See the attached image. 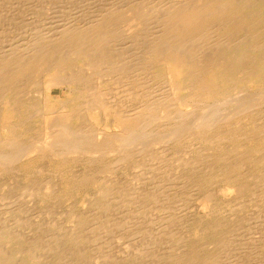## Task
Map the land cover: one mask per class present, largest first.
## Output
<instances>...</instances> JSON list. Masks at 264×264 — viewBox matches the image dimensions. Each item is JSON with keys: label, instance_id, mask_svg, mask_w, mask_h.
Returning a JSON list of instances; mask_svg holds the SVG:
<instances>
[{"label": "rangeland", "instance_id": "374dc122", "mask_svg": "<svg viewBox=\"0 0 264 264\" xmlns=\"http://www.w3.org/2000/svg\"><path fill=\"white\" fill-rule=\"evenodd\" d=\"M113 1L118 2L120 0H109V1L108 0H0V51L11 50L10 47H12V46H13L12 48H14V47L18 48L22 45V43H23V45L25 42L27 43V41H28L27 39H29V37H33L32 35H36V34L40 33L39 36L38 35H36V36L41 37V35H44V34H51V33L53 34L55 32H58L66 26L70 27V25H72V27H76V25L79 26V25L85 24L86 20L88 22L89 20H92L96 16L99 17V15H101L103 12L106 13L109 10V8L111 6H113L114 4L115 5L117 4L116 8L121 7L120 12H122L121 11L122 8H125V6L126 7L128 6V2H125V0H123V2L121 0L120 3H114ZM126 1H130V0H126ZM138 1L143 2L144 0H138ZM150 1L153 3V0H145L144 2L149 3ZM161 1L162 0H160V2L158 0L157 1L154 0L153 4L156 3L158 5L163 6V4H169V3L171 4L173 2H177V0H174V1L170 0V2H169V0H167V2L165 0H163V2L165 1L164 3L163 2L161 3ZM178 1H180V0H178ZM181 1H183V0H181ZM110 2H112V3H110ZM130 2L134 3V2H137V0L136 1L131 0ZM130 2H129V5H130ZM107 8H108V10H107ZM122 10L124 11V9H122ZM94 13L98 14V15L94 16L95 15ZM125 13H126V10H125ZM119 14H122V13H119ZM144 24H146V23H144ZM144 24H141V25L135 24V25L129 26L128 23H123L124 26H126V27L128 26V28H126L124 26H122L123 28H121V32L124 33V36L122 35L124 39L123 38L120 39L121 37L116 38L117 40L119 39L118 43H117V40H115L116 43L120 44V45H117L118 48H116L115 53L112 52L108 56L114 57V54H115V56L118 55V56H122V57L123 56L128 57L127 60L130 59L129 63H127V65H126L125 64L126 62H124V64L126 66H130V67L134 64L133 67H131L132 68L131 73L133 74V71H134L136 73V74L134 73L135 76H137V77L139 76V78H143V79L145 78L144 80H148V81H149V77L153 79L152 81H154L155 79L158 78L157 83L159 81H161L158 83L160 86L157 85L156 80L154 82L149 81L151 83V85H153V86L156 84L154 86L155 88L152 86V87H150V90L152 88H154V89H152V91L153 90L155 91V92H153L154 98L156 97V99H161L162 98L161 96H163V94H160L159 96H157L160 92L161 93L165 92L164 93L165 97H167L168 94L170 93L169 90L167 89V88H169V86H167L165 88V90L162 89L163 85H165V86L167 85L166 80L169 79V77H167L164 73H161L163 70L161 68H163L162 66H164V64L159 58L151 59L149 56L145 57L147 54L144 53L145 51L144 52L142 51L143 49H146V47L148 45V43L145 42L146 41L145 35H146L147 30L149 32V29H148L149 27L146 28L148 26V24H146V25H144ZM138 25H140V26H138ZM141 26H143L142 28H143V30L145 29L146 32L143 31V33H142ZM137 27H138V29H137ZM127 29H129V30H127ZM50 30H52V31H50ZM130 30H133V32H131ZM139 32H140V35H139ZM135 33H138V34H135ZM125 34H127L129 36H127ZM143 34H144V38L142 37ZM136 36H137V38H136ZM127 37H129V38L132 37L133 39L131 38L130 40H134V42L130 41L129 38L127 39ZM138 37L143 38L144 40L140 39ZM25 39H26V41H25ZM135 39L142 40L145 45L142 46V44H143L142 41L137 40V42H136ZM120 40H122V44H121ZM135 42H136V44H135ZM114 43H113V45H116V43L115 44ZM129 43L132 45V47H131V45H129ZM139 43H141V45ZM127 44H128V46H126ZM137 44H139L140 46ZM135 45L138 48L137 51L135 50L136 48L134 50H132L135 47ZM119 46L120 47L123 46V47L120 49ZM127 50H128V52H127ZM138 50H141V51H139L141 53H139ZM135 52H137V53H135ZM129 55H130V57H129ZM134 57L137 59L136 61H135ZM139 57H141V59ZM84 58L87 59V57H83V58L81 57L79 59H73V60L70 59V60H68L69 62L65 61L66 63H64V65L65 64L66 65L64 67H65L66 71L58 74L55 77V79H53L52 81L47 80V77L45 78V76H46L45 74H47L46 72H41V74H39V75L36 74L32 79L33 82L30 85L29 93L28 94L25 93L26 95L24 94L26 96V100H25V96H22L23 93H21V95L19 94L18 97H13V100H15L17 102V103L14 102V107L13 106L11 107L8 103H6L4 101H0V159L2 160V161L0 160V237L2 238L0 240L1 241L0 242V260L2 259L1 257L6 258L9 256V258H10L9 260H8V258L5 259V260H7V262L11 261L9 264H34V261H35V264H55L58 262H59L58 264H88V263H90V264H92V263L93 264H99V263L100 264H137V263L138 264H152V263L158 264L157 261L159 262V264H165V263L166 264H173L174 262H175L174 264H203L204 261L202 263H198L196 261L194 263H192L193 261H191V260H193V259H191L192 258L191 254L196 253V255L201 260L204 258H208L207 264H211L212 258L215 261L214 262L212 260V264H214V263L215 264H220V263L221 264H264V206H263L264 205V203H263L264 202V199H263L264 198V195H263L264 194L263 193L264 192V183H263L264 180L262 181V179H261L262 176H263L262 178H264V167H263V169L262 168L259 169V167L264 166V165H262V164H264V160H263L264 159V156H263L264 155V149H262V151L261 150H253L252 146L256 145L255 141H253V143L251 142L250 145H248L249 144L248 142H250L251 139L244 136L243 134L242 135L240 134L243 129H244V131H246V125H240L241 124L240 118L235 117L234 120L232 119L234 121L233 124L231 123L232 121L229 119L230 124L225 125V126H221V127H220V125H219V127L216 126L215 127L216 129L213 128L215 131L211 130L213 132L209 131V133H206V135H204V136H201V134L199 135L198 133H195L196 130H194L195 132L192 133L193 134L192 136H194V137L188 136V137H182L180 139H175V140H173V139L170 140V138L166 137V135L173 133L174 130L181 127L182 125H189V124H193L194 122H197V120L199 121V119L204 117V115L206 116L205 118L209 117L212 119L214 113H220L222 111L231 112L230 110H232V111L235 110V108L237 107V104H238L237 101H231L230 102V100H229V99H233L232 94H234L235 89L232 88V91H231L230 88L234 85L240 84L241 80L239 79V77H241V74L235 73L234 74L235 77L232 75L234 78H232V76H231V81H230V77L225 78L226 82L224 81V79H223V82L219 81L220 79L218 80L219 82L217 81L218 87L221 83L222 86L219 87L221 89H224L225 85H226L225 88H228L227 87V85H229L228 82L231 83L229 86L230 92H228V93H231V95L228 94L227 98H224L225 97L224 95H220V96L217 95V96H212V97H201V95L192 96V95H189L190 91H188V90H180V92H177L174 95L175 98L173 99L175 101H172L174 103L176 101H178V102H176L177 104L175 103V105H174L171 102H170V104L172 106L169 103L165 104V107L166 106L168 107L170 105L173 108L172 109L171 107H169V108L165 109V112H166V114H168V117H166V116L162 117L161 121L159 120L158 123H156L157 125L155 124V122L157 120L154 123L152 122L151 124L148 125V127L147 126L144 127L145 130H144V128H141L143 126L140 127L141 129L139 128L140 130L137 129L138 132L141 131L140 132V133H142L141 135L146 134L148 139L145 138V135H144L143 137L145 139L141 136L136 141L137 144L134 145V148L136 149V151L133 148L134 149L133 155H132L133 157L131 156L132 158L130 159L128 157L126 158L125 156L122 157V155H121L122 153L119 149L120 145H119L118 141L120 139H122L123 137H125V133H124V130L122 127L117 126V124H120V121H121L120 120L121 117H119V116H122V115H121V113H119L120 110H118L119 108H118V105H116V102L118 101V98L119 99L123 98L124 100L122 99L121 104L124 103L125 106L122 104V108H126L127 105H128L127 108H129L130 106H134V105L135 106L137 105V106L136 107L134 106L132 108H138L142 104L140 101L146 95L143 96L145 94L143 92H142L143 93L142 95L139 93L142 90V87H140V88L139 87H136V88L132 87L131 81H133V80L131 78H129V77L124 78V76H122L123 79H121L116 74L108 77L106 79V81H104L103 78L94 77V78H89L88 82L85 80H84L85 81L84 82L80 77L75 76L78 72H81V71H82L81 72L82 76L87 75V73H89L92 70L89 66V61L91 60L92 56H88V59L90 58L89 61H88V59L86 60ZM80 59H83V60H80ZM131 59L134 60L136 63L134 62L132 64L133 61L131 62ZM146 60H147V62L150 61L152 64L150 62L149 63L145 62ZM142 62L145 64H143ZM85 63H87V64H85ZM137 63H141V65L138 64V66H137ZM160 63L163 65H161ZM72 64L74 67H72ZM124 64H122V65H124ZM135 65L137 67H135ZM144 65L146 66V67H144L146 69L141 67L142 69L140 70V66H144ZM157 65L161 68H159ZM66 66L68 69L66 68ZM86 67H87V69H86ZM150 67H152V68H150ZM138 68H139V71H141V73L140 72L138 73ZM67 70H69V71H67ZM144 70H145V73L142 74L144 72ZM159 70H161V72H159ZM67 72L69 74H66ZM91 72L93 73L91 75H95L94 74L95 71L93 72V70H92ZM212 73H213V70L209 71L208 76H210ZM42 74H43V76H41ZM134 74H133V76H134ZM141 74L144 76H140ZM150 74L153 76H151ZM155 74H156V76H155ZM161 74H162V76H161ZM68 75H70L69 77H74L75 82L73 81L72 83H65L64 82V80L66 79L65 77ZM146 75H147V79L145 77ZM237 75H239V76L237 77ZM263 75H264V73L261 76V80H262V81H260L261 83L260 82L258 83L259 85L257 83L252 82V81H249L250 79L246 78V82H244L243 85H241L239 87V89H236V90H241L242 94L244 93L243 94L244 96H243L241 101L246 102L248 99L255 98L258 95L264 93V91H263L264 90V76ZM87 76L90 77V74H88ZM96 76H98V75L96 74ZM69 77H67V78H69ZM163 77L165 78V80H163ZM85 78H87V77H85ZM235 78H238V79L235 80ZM119 79H120V81H119ZM124 80H126L127 82H125ZM238 80H240V81H238ZM80 82H82V84ZM120 82H122V83H120ZM224 82H225V84H223ZM123 83H124V86L122 85ZM126 83H128V84H126ZM233 83H234V85H232ZM241 83H242V81H241ZM37 84H39V85H37ZM125 84L127 86H125ZM251 84H252V88H250ZM260 84H262V85H260ZM34 85H35V87H33ZM66 85H67V87H66ZM73 86L76 88H74ZM36 87H38V89ZM105 87L107 89L109 88L107 90L109 92V94H108V92L105 93V91H106ZM126 87H129V89L127 88L128 89L127 90ZM130 87H132L133 89ZM156 87H159V88L156 89ZM72 88H74V89L72 90ZM123 88H125V89H123ZM160 88H161V90H159ZM98 89L101 92L104 91L103 94L106 97L108 96V98H110L111 102L109 101V99H108L109 103L108 102L105 103V101H107V100H104L101 103H98L97 101H95L96 99L93 96H95V94L97 95L100 92V91H97ZM169 89L171 90V88H169ZM76 90H77V92H76ZM130 90L131 91L134 90L133 94ZM138 90H139V92H137ZM157 90H159V93ZM185 91H187V92L185 93ZM251 91H253V92L255 91V92L253 93ZM32 92H33V94H32ZM134 92L141 99L138 98ZM248 92H249V94H248ZM38 93H41V94H38ZM92 93H94V94H92ZM120 93H121L122 97H120ZM122 93L123 94L125 93V94L123 95ZM128 93H129V96L127 95ZM118 94H119V97H118ZM187 94H188V96L186 97ZM130 95H132L133 97ZM247 95H250V97ZM164 96H163V98H165ZM22 97H24V98L22 99ZM115 97L117 98V100ZM246 97H247V99H245ZM180 98L182 100H180ZM192 98H193V100H192ZM194 98H195V100H194ZM197 98L200 100H198ZM217 98H219V99H217ZM29 99H30V101H29ZM112 99L115 100L116 102L114 101L115 102L114 103L112 101ZM139 99H140V101H138ZM144 99L142 101H144ZM167 99L168 98H166L165 100L167 101ZM185 99L187 101H185ZM223 100H224V102H223ZM226 100H229V101H226ZM82 101H84V102H82ZM162 101H164V100H162ZM200 101L202 102L201 104H200ZM211 101L213 102V104H210V103H212ZM31 102L32 103L34 102V103L32 104ZM189 102H191V103H189ZM195 102L197 103V105ZM203 102H205L207 105L205 103L203 104ZM21 103L25 104L24 105V108H26L25 110L28 109L30 111L27 110L24 112V108H23V105ZM139 103H141V104L138 105ZM192 103L194 105V108H193V106H191ZM234 103H236L235 108L233 107ZM109 104H111V105H109ZM223 104H224L225 108H222V107H224ZM8 105L12 111L10 110L9 107L7 108V110L5 109ZM85 105H87V106H85ZM115 105L117 106L116 110L112 109L113 107L116 108ZM199 105H201V106H199ZM173 106H175V107H173ZM204 106L205 107L208 106V107L205 108ZM218 107L219 108L221 107L222 110L219 109ZM30 108H32V109H30ZM192 108H193V111L191 110ZM201 108L204 112L201 110ZM8 110L12 112V113L9 112L11 114V116L14 115V113H15V117L14 116L10 117L9 116L10 114H8ZM87 110H88V112H87ZM176 110H178L177 112L180 111V113H177ZM184 110H186V111L188 110L187 114L185 113L186 111H184ZM190 110H191V112H190ZM216 110H218V111H216ZM15 111H17V112H15ZM31 111H32V113H31ZM90 111H93V113L92 112L90 113ZM116 111L118 113H116ZM201 111H202V113H201ZM95 112L96 113L98 112L96 114L97 116H95ZM188 112H189V114H188ZM33 113H34V115H33ZM76 113H77V115H76ZM28 114L33 115V117L31 118V116ZM67 114H69V115H67ZM174 114H177V115H174ZM180 114L182 116L184 115V117H182ZM200 114H202V115H200ZM22 115L24 117L20 118ZM105 115H107V116H105ZM169 115H171V116L169 117ZM176 116L178 118H176ZM185 116H188V117H185ZM29 117H30V119H29ZM72 117H75V118H72ZM190 117H192V118H190ZM57 118H58V120H61V122L66 123L68 127L71 126L70 128L73 132L78 131L79 133L81 132V134L84 133L85 138L83 139V142L84 143L90 142L92 147L95 145L94 143L97 142V138H96V137H98L97 134H99L100 132H105L106 130L111 131V132H109L112 134L111 135L112 138L110 137V139H109L111 142L109 141V143H108L109 145H106L107 149L106 148L105 149L107 151L108 148L110 147V144L112 143L111 144L112 146L109 148V150L112 149L111 150L112 153L110 151H108L107 153L102 155L99 159L98 158L99 156H97V155L95 156V153L97 151H99V149H98L99 147H97V145H95V147H93L94 148L93 150L88 149V150H90L89 152L86 150H84L82 152V150H80L81 152L80 151H77V152H70L69 151V152H67V154H66V152H65V154H62L63 147L61 145H56L55 147L56 148L59 147V148L56 149L55 147L52 146L53 151H51L52 149L47 150L46 148H45L46 150H43V151L39 150V152L33 151L34 153L30 154L31 156L30 155L28 157L26 156L27 158L23 157V152H21V151L20 152L17 151V153H16L15 148H17V150H19V147L21 146L20 148H23L22 146H24V145H25L24 148L35 147L37 145L45 146L44 145L45 141L46 142L49 141L47 138L48 129H50L49 127L51 126V124H53L55 119L57 120ZM70 118H72V119H70ZM169 118L171 121L169 120ZM173 119H175V120H173ZM163 120L164 121L166 120L165 121L166 123H164ZM246 121L249 123L248 120H246ZM10 122L12 123V125ZM165 124L167 125L166 127L170 128V131L168 130L169 128H165V126L163 127V125H165ZM178 124H179V126H178ZM234 124H235L236 128L234 127ZM160 125H162V129L160 128L161 127ZM13 126H14V128H13ZM175 126H177V127H175ZM251 126H253V124ZM2 127L5 129V131ZM172 127H174V128H172ZM240 127H242V128H240ZM81 128H82V130H81ZM84 128H85V131H84ZM146 128H148V129H146ZM157 128H160V129H157ZM220 128H221V130L226 131V132H224V134L227 133L229 135V133H230V135L229 136L227 135L228 137H226V135H225L223 137V139H221V140L212 139V134L214 132H217V130H220ZM53 129L57 130V132H59L58 133V136H59L61 133V130H62V125H59V123L57 122V125H55L53 127ZM165 129L167 131H165ZM90 130H92V131H90ZM142 130H144V131H142ZM147 130H149L150 133ZM152 130H153V132L156 130L154 132L155 134L154 133L151 134ZM157 130H161V131H157ZM248 130H250V127ZM161 132H163V133H161ZM3 133L7 137H5L3 135ZM252 133L253 132H251V134ZM148 134H151L150 137L148 136ZM251 134H250V136L256 137L254 134L253 135H251ZM11 135H12V138L10 137ZM92 135L93 136L96 135L95 138L92 137ZM122 135H123V137H122ZM195 135H197V136H195ZM118 136H120V137H118ZM243 136H244V139H243ZM71 137H74V136L71 135ZM208 137L211 138L210 141H208L209 140ZM233 137H237L239 142H236L237 139L236 138L233 139ZM13 138L15 140H13ZM37 138L39 139V141H37L38 140ZM183 138L185 141L183 140ZM245 138H246V140H247L246 142L248 144L245 142ZM5 139L6 140L10 139V140L6 141ZM43 139H45V140H43ZM112 139H113V141H112ZM194 139H196V140H194ZM16 140H19L20 142L19 141L16 142ZM181 140H183L182 141L183 143L181 142ZM192 140H194V142ZM224 140L226 141V146H225V142H223ZM243 140H244V142H243ZM186 141H187V144L185 143ZM150 142H151V144H150ZM172 142L173 143L177 142V146H176V143H174L172 146ZM178 142L180 143V145ZM222 142H223V145L219 144ZM233 142L235 144H232ZM3 143L4 144L6 143V144L2 146ZM168 143H170V144H168ZM237 143H239V144H237ZM125 144H127V143H125ZM128 144L124 145V146H128V147L131 146V144H129V145ZM182 144H183V146H182ZM206 144H207V146H206ZM246 144L248 147L246 146ZM7 145H8V147H7ZM146 145H147V147H146ZM178 145H179V149L177 148ZM210 145H211V147L209 148ZM218 145L220 147L222 146L223 148L221 147V149H219ZM230 145H231V148H229ZM232 145L233 146L235 145V146L233 147ZM244 145L247 148H244ZM262 145H263L262 147L264 148V142ZM180 146L184 150H182V148ZM196 146L198 147L197 149H196ZM200 146H202L203 150ZM104 147L105 146H103L101 148H104ZM145 147H146V150H144ZM237 147H239V149H237ZM1 148L4 150H2ZM187 148H189V150H188L189 152H185V150ZM190 148H191V150H190ZM194 148L196 149L195 151L193 150ZM213 148H216V149H213ZM226 148H227L228 153L231 150V152L229 154L227 152H225ZM11 149H12L13 153H12ZM96 149H98V150H96ZM223 149H225V151ZM233 149H234V151H233ZM207 150H208V152H207ZM221 150L224 154H222V152H221L220 154L218 153V155H217L216 151L220 152ZM252 150L254 151V153H253L254 155L252 154V152H253ZM192 151H194V152L197 151V153L195 154ZM202 151H203V153H202ZM212 151H213V153L215 151L216 154L210 153ZM7 152H9V154ZM184 152L186 153L185 156L181 155V153H184ZM206 152H207V154L208 153H210V154L207 155ZM20 153H22V154H20ZM56 153H57V155H56ZM125 153L123 152V155ZM149 153H151V154H149ZM152 153H154V154H152ZM204 153H205V156H203ZM241 153L243 155L244 154L246 155V153L253 155L254 157L253 156L252 157L256 160L253 159L251 161L252 163L255 162V164H257V162H258L257 160H259V159H260L259 162L261 161L262 163L258 162V166L256 165V167H255V164L252 165V163H251V165L255 167L254 172H252L254 168L251 165H249L250 163L245 162V161H248L249 159H247L245 157L243 158V156H241L242 155ZM256 153H258V154H256ZM126 154H128V151ZM255 154L257 157L255 156ZM259 155H261V157L263 159L261 157H259ZM104 156H106V157H104ZM165 157L167 158L166 160H165ZM183 157L187 158V159H184ZM193 157L198 162L193 164L192 166L187 165L188 167L185 166V168H184L183 167L184 165L181 163L182 160H188V159H191ZM215 157H219L218 159L221 158V160H219V162H218L217 161L218 159ZM224 157H226L227 160ZM234 157H235V160H233ZM236 157H237V159H236ZM197 158H199V159L202 158V159L199 160ZM207 158H208V161L210 163L207 162ZM222 158L224 160H222ZM161 159H162V161H161ZM229 159H231L232 161H235L234 162L235 164ZM97 160L98 161L100 160V161L98 162ZM214 160H215V162H214ZM228 160L231 163V164L230 163L228 164L229 168L227 167V163L229 162ZM202 161L205 164H203ZM223 161H225L226 164ZM26 162H28L27 163L28 165L26 164ZM166 162L168 163V165ZM170 162H171V164H170ZM175 162H176V164H175ZM211 162L215 163L216 166L213 163L211 164ZM249 162H250V160H249ZM162 163H164V164L162 165ZM236 163H237L238 167H236ZM208 164H209V166H208ZM246 164H248V165H246ZM260 164H261V166H260ZM174 165H176L177 168H175L176 166H174ZM198 165H200V166H198ZM245 165H246V167H245ZM160 166L164 170H166L167 172L169 171L170 173L169 172L167 173L162 168L160 169ZM165 166H167V168ZM207 166H208V169H207ZM248 166H249V168H247ZM170 167L172 168V170H170L171 169ZM196 167L198 170L195 169ZM217 167L220 169H217ZM233 167L235 169H233ZM214 168L217 171L216 172L217 175L215 173H210L211 171L214 170ZM225 168H228L226 170L227 173H226V171H224V172L222 171V170H225ZM239 168H241L240 170H242L243 172H240ZM244 168L246 170L249 169L250 171L248 170V172H247L246 170H244ZM256 168L259 171L258 170L256 171ZM205 169H207L210 174H215L214 176L216 178L219 176L218 177L219 179L217 178L219 181L216 178H213L212 179L213 181L212 180L210 181L211 177H209V176L213 177V175H210L209 173H208L209 176L207 175V173L204 174L206 171ZM151 170L154 171L155 175L153 174V171L151 174ZM201 170H204V171H201ZM215 170L213 172H215ZM236 170H237V172H236ZM238 170H239V173H241L240 174L241 176H239ZM260 170H261V172H260ZM136 171H137V173H136ZM178 171H179V175H177ZM182 172H184L183 175H181ZM185 172L186 173L188 172L187 173L188 175H186ZM192 172H194L193 175H192ZM202 172H204V173H202ZM246 172H247V175H246ZM139 173H140V175L142 174V176H140ZM158 173L160 175H156ZM199 173L202 175V177L204 176L203 177L204 179L199 176L200 175ZM233 173L234 174L236 173L237 175L233 176ZM242 173H244L246 176L243 175ZM249 173L251 175H249ZM184 175H185V177H184ZM155 176L158 178H156ZM191 176H195V177H191ZM198 176H199V178H198ZM206 176H208L209 179H208V177L206 179ZM232 176L235 177L234 178L235 180L233 179ZM236 176H238V178ZM242 176H244V177H242ZM240 177L245 179L246 181L244 182V180H240ZM192 178L195 180H193ZM196 178H198V179H196ZM200 178L202 180H200ZM157 179H159L160 183L159 182L156 183V181H158ZM214 179L217 181H215ZM89 180H90V182L94 183L95 185L98 184V182H99L100 185L98 184V186L97 185L95 186L94 184L90 183ZM105 180L107 182H105ZM153 180L155 182V185L153 183ZM232 180H234V183L231 182ZM252 180H255V181H252ZM256 180L259 182H257ZM196 181L198 183L199 182L200 183L198 184ZM206 181H207V184H209L208 186H206L207 184H205ZM248 181L249 182L252 181L251 182L252 184L246 183ZM162 182L163 183L165 182V183L163 184ZM201 182H202V184H201ZM239 182H240V184H239ZM256 182H257V185L255 184ZM106 183L107 184L109 183V184L107 185ZM196 183L198 185H196ZM244 183L248 184L249 186L246 185L247 186L246 191L240 192L239 191L240 185L244 184ZM136 184H137V186H136ZM233 184H235V185H233ZM237 184H239V186ZM132 185H133V187H132ZM201 185H202V187H201ZM204 185L206 187H204ZM214 185H216L217 187L216 186L214 187ZM83 186H84V188H83ZM94 186L97 188H95ZM256 186L258 187V189L259 188L260 189L258 190L256 188ZM34 187L36 188L37 191L35 190ZM130 187H132V188H130ZM93 188H95V189L93 190ZM194 188H197V189L199 188L198 189L199 192L197 191V189L195 190ZM202 188L204 191L202 190ZM215 188H217V190ZM230 188H232L233 190ZM100 189L103 191L102 194L100 193L101 192ZM229 189L232 191L231 192L228 191ZM46 190H47V192H46ZM226 190L228 192H230V193H228L227 196L232 194L231 197L230 196L227 197L225 194H223L224 192H226ZM49 191L51 193H49ZM57 191H59V194L63 193L64 197H62L63 194L62 195L57 194ZM94 191H96L95 194L94 193L92 194V192H94ZM234 191H235V193H237L239 195L235 194ZM244 192L246 194H243ZM207 193L208 194L210 193L211 196H209L210 194L205 196ZM88 194H89V196H87ZM100 194L101 195L104 194L105 196L103 195L104 197H102V196L100 197ZM199 194H201L200 197H198ZM218 194H220V196ZM233 194H235V195H233ZM247 194H249V195H247ZM65 195L67 196V198ZM97 195H98V197H97ZM109 195H111V196H109ZM137 195H139V197ZM167 195L170 197L172 196L173 198L171 197V200H170V198ZM183 195H184V197H183ZM221 195H223L225 197H222ZM140 196L141 197L147 196V201H146V197H144V199H145L144 200L143 198H140ZM148 196H152V198H154V197L155 198L153 199V201L152 200L150 201L151 198ZM174 196H176V197H174ZM178 196L181 200V201H179V200L178 201L180 203H182V205L180 203H179L180 205H178V202L175 201L176 199H178ZM181 196L183 197V199H181ZM204 196L206 197V200H205L206 202H203L205 198L202 199V197H204ZM253 196L256 198H254ZM52 197H54V198L52 199ZM165 197H168V198H165ZM207 197H208V200H207ZM234 197H236V198H234ZM237 197H239L240 199H238ZM88 198H89V200H88ZM133 198H136V199H133ZM211 198H213V199L211 200ZM96 199H97V201H95ZM100 199L102 200L101 202H100ZM131 199H133V200H131ZM140 199H142V200H140ZM164 199L165 200L168 199V200L164 201ZM200 199H202V201H200ZM53 200H54V202H53ZM137 200L140 202H138ZM219 200H221V201L224 200V201L218 202ZM168 201H169V203H171V202L172 203L168 204ZM58 202H59V204H58ZM98 202H99V204H98ZM199 202H201V203H199ZM205 203L207 205H205ZM255 203H257V204H255ZM262 203H263V205H262ZM55 204H57V205H55ZM89 204H90V208H88ZM92 204L93 205L95 204V206H93L94 208L96 207L95 211H92V210H94V208L91 207ZM139 204H141V205H139ZM166 205H168V207ZM170 205H173V208H170L169 207ZM183 205H185V206H183ZM222 205L224 206V210H222L223 209ZM174 206L176 207V210H179L180 212L176 211ZM179 206H182V207H180V209H177V208H179ZM235 207H237V208H235ZM245 207H246V209H245ZM136 208H137V210H136ZM234 208L237 211L240 208V211L235 212ZM103 209L106 211H104ZM183 209H184V211H183ZM262 209H263V211H261ZM165 210H166V213H165ZM216 210H217V212H216ZM218 210L220 212H218ZM231 210H233V211L231 212ZM145 211H146V213H145ZM167 211H169L170 213ZM172 211H174V212H172ZM213 211H215V212H213ZM244 211H245V213H244ZM99 212H101V214ZM175 212H177L178 214H176ZM222 212H224V213H222ZM171 213H173L175 215H171ZM212 213L213 214L216 213V214L213 215ZM180 214H182L181 217L184 216L183 214H185L186 217L184 216L183 218H181L179 216L180 217L179 218L177 215H180ZM218 214H221V215H218ZM67 216H69V217H67ZM74 216L78 220L75 219ZM83 216H85V217H83ZM170 216L173 217L174 219L170 218ZM191 217H192V219H191ZM212 217H214V218H212ZM242 217H243V219H242ZM90 218H91V220H90ZM96 218H98V219H96ZM196 218H198V219H196ZM177 219H180V220H178L179 223L177 222ZM181 219L183 220V222H181ZM64 220H65V222H64ZM71 220H72V222H71ZM174 220H176V221H174ZM209 220H210V222H209ZM214 220L216 221L217 224L214 222ZM223 220H225V221H223ZM232 220H235L233 225L234 224H237V225L233 226ZM68 221H70V222H68ZM226 221H228V226H229V224L231 225V227L233 228L232 230L234 232L231 230L230 226L229 227L227 226ZM202 222H204L205 224ZM211 222L213 223V225ZM240 222H242V227H241ZM24 223L26 224V226L23 225ZM180 223L183 225H181ZM186 223L189 224L190 227L188 225H185ZM194 223L197 226L196 225L194 226ZM198 223H200V224H198ZM201 223H202V225H201ZM208 223H209V225H208ZM173 224H175V225H173ZM191 224L193 225V227ZM220 224H222L223 226ZM168 225H170V226H168ZM171 225L173 226V228L171 227ZM176 225L181 226V227H179L180 229L178 227L176 229ZM78 226H79V228H78ZM207 226H210L211 228H207ZM219 226H221V228ZM156 227H158V228H156ZM195 227H198V233L202 232L201 236H199L200 234L199 235L197 234V229ZM199 227L202 229H200ZM236 227H237V229H235ZM239 227H241V228H239ZM174 228H175V232L171 231V229L174 230ZM212 228H214V230H216V231L211 230ZM181 229H182V231L184 230L183 233H182V231L179 232V230H181ZM209 229L212 231V233L210 232ZM225 229L227 231H224ZM69 230H70V232H68ZM96 230H97V232L99 230V232L96 233ZM195 230H196V232H195ZM101 231H103V233H100ZM167 231L168 232L171 231V233H173L174 235L171 234L170 232L167 234L166 233ZM236 231H238V232H236ZM184 232H186L188 235ZM204 232H205V234H204ZM209 232H210V234H209ZM220 232H221V234H220ZM76 233H78V234L76 235ZM154 233H158V234L154 235ZM165 233L167 235L164 236ZM179 233H180V235L182 234V236L184 238L181 237L179 235ZM193 233L194 234L196 233V237ZM185 234L187 235V237ZM202 234H203V236H202ZM213 234H214V236H213ZM227 234H228V236H227ZM70 235L73 237H70ZM92 235H93V237H92ZM161 235L163 236V238ZM168 235H171V236L168 237ZM177 235H179V236H177ZM197 235L199 236L198 239H197ZM7 236L9 239L7 238ZM80 236H82V238L87 240V241H85L86 244L84 242H79L80 241L79 238H81ZM192 236H193V238H192ZM205 236H207V238ZM210 236H211V239H210ZM5 237L7 238L8 242H7ZM51 237H53V240ZM62 237H64V238H62ZM157 237H159L158 241H156ZM173 237L176 240L172 239ZM15 238L17 239L16 241H15ZM86 238H88V239H86ZM165 238H166V240H165ZM187 238L189 240H186ZM92 239H94V240H92ZM99 239H101V240H99ZM152 239L154 240V242H152L153 241ZM170 239H172V240H170ZM203 239H205V240H203ZM178 240H179V242H178ZM184 240H186V241H184ZM191 240L194 242L191 243L192 242ZM225 240H227L228 243ZM2 241L4 243L7 242V244L2 243ZM167 241H169V242H167ZM67 242H69V243L67 244ZM116 242H117V244H116ZM164 242L165 243L167 242L166 243L167 245L164 244ZM174 243H176L175 246H173ZM178 243H179V245H177ZM182 243L184 244L183 246H182ZM213 243H214V246H213ZM209 244H210V246H209ZM222 244H224V245H222ZM88 245H90V246H88ZM204 245L205 246L207 245L206 247L209 250ZM162 246H163V248H162ZM190 246L192 247L194 252L192 251V249H189ZM201 246H204V247L201 248ZM146 247H148L149 250H147ZM164 247H166V248H164ZM176 247L179 249H176ZM180 247L182 248L183 251L185 250L186 247L187 248L189 247V248H188V250H185L183 253L181 251ZM219 247H220L221 251L219 250ZM224 247H227V248H224ZM56 248L57 249L59 248V249L57 250ZM144 248H145V251H144ZM167 249L169 251L165 254ZM200 249H201V251H200ZM206 249H207V251H206ZM67 250H69V251H67ZM164 250H165V252H164ZM170 250L173 252V254H171L172 252ZM176 250L178 251V253L176 252ZM18 251H20V252H18ZM58 251H60L61 256L58 255L59 254ZM151 251H152V253H151ZM155 251H158V252H155ZM208 251H210V252H208ZM138 252L139 253L141 252L140 253L141 255ZM175 252L178 254V257H175V256H177V254ZM221 252L223 255L219 254ZM53 254H55V255H53ZM214 254H216L215 257H214ZM136 255L141 256V257L138 258ZM157 255H159V256H157ZM63 256H65V257H63ZM59 257H60V259L57 261L56 258H59ZM149 257L150 258L154 257V258L150 259ZM159 257H160V260L158 259ZM164 257H166V258H164ZM11 258H13V260H11ZM155 258H157L158 260H156ZM217 258H219L221 261ZM91 259L93 261H91ZM132 259H134V260H132ZM147 259H148V261H145ZM175 259H177V260H175ZM164 260H166V261H164ZM54 261H56V262H54ZM172 261H174V262L172 263Z\"/></svg>", "mask_w": 264, "mask_h": 264}, {"label": "bare ground", "instance_id": "6f19581e", "mask_svg": "<svg viewBox=\"0 0 264 264\" xmlns=\"http://www.w3.org/2000/svg\"><path fill=\"white\" fill-rule=\"evenodd\" d=\"M109 1V0H108ZM121 1V0H120ZM120 1H118V2H115V1H113L114 3H120ZM131 1V0H130ZM130 1H126L125 0V2H128V6L126 7L125 6V8H122V9H124V11L121 9V11L122 12H120V8H116V6H117V4L115 5H113V6H111L110 8H109V10H108V8H107V12L106 13H102L101 15H99V17L98 16H96V15H98V14H95L94 16H96L95 18H93L92 20H89L88 22H87V20H86V22H85V24H82V25H79V26H77L76 25V27H72V25H70V27H68V26H66V27H64V28H62L60 31H58V32H55V33H51V34H44V35H41V37H37L36 35H38L39 36V34H36V35H32L33 37H29V39H27L28 41H27V43L25 42L24 43V45H23V43H22V45L20 46V47H18V48H16V47H14V48H12V47H10L11 48V50H3V51H0V101H4V102H6V103H8L11 107L13 106L14 107V102L15 103H17L15 100H13V97H18L19 96V94L21 95V93H23V95L22 96H25L26 94L25 93H29V91H30V85H31V83L33 82L32 81V79H33V77L36 75V74H41V72H46L47 74H45L46 76H45V78L47 77V80H53V79H55V77L58 75V74H60L61 72H64V71H66V69H65V65H64V63H66L65 61H68V60H70V59H79V58H83V57H87V59H88V56H92V58H91V60L89 61V59H88V61H89V66H90V68L93 70V72H94V74L95 75H91V74H93L91 71L89 72V73H87V75L88 74H90V77H88L87 75H84L85 77H87V78H85L84 76H82V71L81 72H78L75 76H78V77H80L83 81L85 80V81H89L88 79L89 78H94V77H98V78H103V80L104 81H106V79L108 78V77H110V76H113L114 74H116V75H118L119 76V78H121V79H123L122 78V76H124V78L125 77H129V78H131L133 81H131L132 82V87L133 88H136V87H142V90L139 92V90L137 91V92H139L141 95L143 94V93H145L143 96H145L144 98H142V100L144 99V101H140V97H138V95H137V97L138 98H140L138 101H140L141 103H139L138 105H140L138 108H132V107H134V106H130L129 108H127L128 107V105H127V107L126 108H122V104L124 105V103H122L121 104V102H122V99H119L118 98V101L116 102L115 100H113L112 99V101L114 102H116V105H118V110H120V112L119 113H121V115L122 116H119V117H121V121H120V124H117V126L118 127H122L123 128V130H124V133H125V137H123V135H122V139H120L118 142H119V149H120V151H121V155H122V157L123 156H125L126 158L128 157V158H132L133 156V150L135 149L134 148V145H136L137 143H136V141L142 136H144L145 135V138H147V135L146 134H144V135H141L142 133H140V132H138V130L137 129H139L141 126H143V127H141V128H144V127H148V125L149 124H151L152 122L154 123L156 120V122H155V124L156 123H158V121L160 120L161 121V118L162 117H164V116H166V117H168V114H166V112H165V109L166 108H169V107H171L172 105L170 104V102L172 103V104H174L175 105V103L176 102H178V101H176L175 103L174 102H172V101H175V100H173L175 97H174V95L177 93V92H180V90H188V91H190V94L189 95H192V96H198V95H201V97H212V96H217V95H224L225 97L224 98H227V96H228V94H230L231 95V93H228V92H230V89H231V91H232V88H234L235 89V91H234V94H232L233 95V99H229L230 100V102L231 101H237V107L235 108V104L236 103H234V108H235V110H230L231 112H224V111H222V112H220V113H214L213 114V118L211 119V118H209V117H207V118H205L206 116L204 115V117H202V118H200L199 119V121L197 120V122H194L193 124H189V125H182L181 127H179V128H177L176 130H174L173 131V133H170V134H168V135H166V137L167 138H170V140L171 139H173V140H175V139H180V138H182V137H188V136H192L193 134V132H195L194 130H196V132L195 133H198L199 135L201 134V136H204V135H206V133H209V131H211V130H214L213 128H215L216 126H218L219 127V125H220V127L221 126H225V125H228V124H230V121H229V119L232 121L231 123L233 124L234 123V118L235 117H237V118H240V121H241V124L240 125H246V131H244V129L241 131V135L243 134L244 136H246V137H248V138H250L251 139V141L250 142H246L247 140H246V138H245V142L248 144V145H250V143L252 142L253 143V141H255L256 143V145L254 146H252L253 147V150H261L262 151V149H264L262 146V144H263V142H264V93H262V94H260V95H258L257 97H255V98H252V99H248L246 102L245 101H241L242 100V98H243V94H242V91L241 90H236V89H239V87L241 86V85H243V83L244 82H246V78L247 79H250L249 81H252V82H254V83H259L260 81H262L261 80V76H262V74L264 73V0H183V1H178L177 0V2H173V3H169V4H163V6L162 5H158V4H153L154 3V0H153V3L151 2H149V3H147V2H141V1H138L137 0V2H134V3H131ZM136 1V0H135ZM157 1V0H156ZM159 2H160V0H158ZM166 2H167V0H165ZM164 1V2H165ZM172 1V0H171ZM174 1V0H173ZM64 2V1H63ZM122 2H123V0H122ZM129 2H130V5H129ZM133 2V1H132ZM163 2V0L161 1V3ZM163 2V3H164ZM169 2H170V0H169ZM80 3V2H79ZM110 3H112V2H110ZM102 4V3H101ZM126 5V4H125ZM71 7V6H70ZM104 7V6H103ZM127 8V9H126ZM106 10V9H105ZM125 10H126V13H125ZM124 12V13H123ZM98 13V12H97ZM119 13H122V14H119ZM100 14V13H99ZM119 14V15H118ZM73 15V14H72ZM118 15V16H117ZM93 17V16H92ZM77 19V18H76ZM91 19V18H90ZM123 23H128V25L129 26H131V25H137V24H144V23H146V24H148V26L146 27V28H148L149 29V32H148V30H147V32L145 31V29L143 30V26H141V28H142V33H143V31H145L146 32V37H145V39H146V43H148V45H147V47H146V49H143L142 51L145 53V54H147L145 57H147V56H149L151 59H153V58H159L162 62H163V64H164V66H162L163 68H161V67H159L158 65V67L159 68H161V69H163L162 70V72H161V70H159V72H161V73H164L167 77H169V79H167L166 80V86L165 85H163V87H162V89H164L165 90V88L167 87V86H169V88H171V90L169 89V88H167L168 90H169V94H168V96L167 97H165L164 96V93L165 92H163V93H159V90H161V88L159 89V90H157L158 91V95L157 96H159L160 94H163V96L165 97V98H163V96H161L162 98V100H164V101H162L161 99H156V97L154 98V93L153 92H155L154 90L152 91V89H154L155 87V85L153 86V85H151V81L153 80L152 78H150L149 77V81L148 80H144L143 78H139V76L137 77V76H135V72L133 71V74H134V76H133V74L131 73L132 72V68L131 67H133V63L137 60L135 57H134V59H135V61L134 60H132L131 59V62H132V66L130 67V66H126L127 65V63H129V61H130V59L129 60H127V58L128 57H122V56H118V55H116L115 56V54H114V57H109L108 55L110 54V53H112V52H114L115 53V51H116V48H118L117 47V45H120V44H117L118 43V41H119V39L117 40L116 38H120V39H122L123 38V36H124V33H122L121 32V28H123L122 26H124L123 25ZM146 24H144V25H146ZM140 25H138V26H140ZM72 27V28H71ZM124 27H126V26H124ZM60 28V27H59ZM58 28V29H59ZM126 28H128V26L126 27ZM133 28V27H132ZM145 28V27H144ZM57 29V28H56ZM130 29V28H129ZM129 29H127V30H129ZM135 29V28H134ZM137 29H138V27H137ZM39 31V30H38ZM50 31H52V30H50ZM123 31V30H122ZM131 32H133V30H130ZM129 31V32H130ZM127 32V31H126ZM129 34V33H128ZM135 34H138V33H135ZM123 35V36H122ZM125 35H127V34H125ZM139 35H140V32H139ZM127 36H129V35H127ZM134 36V35H133ZM126 37V36H125ZM141 37V36H140ZM140 37H138V38H140ZM143 38H144V34H143V36H142ZM129 37H127V39H128ZM132 38V37H131ZM131 38H129V40L131 39ZM136 38H137V36H136ZM143 38H140V39H143ZM124 39V38H123ZM133 39V38H132ZM138 40V39H135V41L137 42V40L138 41H142V40ZM115 40H117V43H116V41ZM144 40V39H143ZM25 41H26V39H25ZM121 41V44H122V40H120ZM124 41V40H123ZM130 41H133L134 42V40H130ZM116 43V45H113V43ZM132 42V43H133ZM136 42H135V44H136ZM114 43V44H115ZM128 43V42H127ZM142 46L143 45H145L144 44V42L142 41ZM140 45H141V43H139ZM139 44H137V45H139ZM129 45H131L130 43H129ZM139 45V46H140ZM126 46H128V44L126 45ZM120 47V46H119ZM123 46H121L120 47V49L122 48ZM131 47H132V45H131ZM144 47V48H145ZM115 48V49H114ZM130 48V47H129ZM136 48V49H135ZM143 48V47H142ZM141 48V49H142ZM9 49V48H8ZM136 50L137 51V46L135 45V47L132 49V50ZM131 50V51H132ZM121 51V50H120ZM139 51H141V50H138V52ZM127 52H128V50H127ZM131 53V52H130ZM135 53H137V52H135ZM139 53H141V52H139ZM138 53V54H139ZM131 55V54H130ZM130 55H129V57H130ZM132 57V56H131ZM138 57V56H137ZM143 57V56H142ZM140 59H141V57H139ZM149 58V59H150ZM84 59H86V58H84ZM86 59V60H87ZM145 59V58H144ZM80 60H83V59H80ZM85 61V60H84ZM140 61V60H139ZM152 61V60H151ZM69 62V61H68ZM81 62V61H80ZM124 62H126L125 64H124ZM130 62V63H131ZM145 62H147V60L145 61ZM150 62V61H149ZM149 62H147V63H149ZM153 62V61H152ZM76 63V62H75ZM78 63V62H77ZM136 63V62H135ZM143 63V62H142ZM151 63V62H150ZM85 64H87V63H85ZM122 64H124V65H122ZM138 64H140L141 65V63H137V66H138ZM143 64H145V63H143ZM152 64V63H151ZM154 64V63H153ZM161 64V63H160ZM163 64H161V65H163ZM130 65V64H129ZM156 65V64H155ZM136 65H135V67H137ZM69 67V66H68ZM72 67H74L73 66V64H72ZM88 67V66H87ZM87 67H86V69H87ZM144 68V67H146L145 65L144 66H140V70L142 69V68ZM154 67V66H153ZM66 68H67V66H66ZM148 68V67H147ZM150 68H152V67H150ZM68 69V68H67ZM144 69H146V68H144ZM149 69V68H148ZM157 69V68H156ZM78 70V69H77ZM125 70V71H124ZM158 70V69H157ZM156 70V71H157ZM213 70V73L210 75V76H208V72L209 71H212ZM67 71H69V70H67ZM80 71V70H79ZM147 71V70H146ZM155 71V70H154ZM97 72V73H96ZM141 73V71H139V68H138V73ZM158 72V73H159ZM145 73V70H144V72L142 73V74H144ZM237 74V73H240L241 74V77H239V79L242 81V83H241V81L240 80H238V81H240V84L239 85H234V83L232 84V85H234V86H232L231 88L229 87L230 86V82H228V84L229 85H227V87L228 88H225L226 87V85H225V87H224V89H221V88H219V87H221L222 85H221V83H220V85H219V87H218V85H217V81L219 80V81H222L223 82V79H224V81L226 82V80H225V78L227 77H230V81H231V76L233 75L234 76V74ZM66 74H69L68 72L66 73ZM96 74L98 75V76H96ZM140 75V76H144V75ZM152 74V73H151ZM150 74V75H151ZM160 74V73H159ZM115 75V76H116ZM149 75V76H150ZM41 76H43V74L41 75ZM40 76V77H41ZM70 75H68V76H66L65 78V80H64V82L65 83H72L73 81H74V77H69ZM151 76H153V75H151ZM155 76H156V74H155ZM161 76H162V74H161ZM165 76V77H166ZM232 76V78H234ZM239 75H237V77H238ZM264 76V75H263ZM39 77V78H40ZM67 77H69V78H67ZM146 77V79H147V75L145 76ZM38 78V79H39ZM118 79V78H117ZM155 79V78H154ZM158 79V78H157ZM157 79H155L156 80V83H157ZM162 79V78H161ZM222 79V80H221ZM236 79H238V78H235V80ZM263 79V78H262ZM80 80V79H79ZM100 80V79H99ZM128 80V79H127ZM154 80V81H155ZM163 80H165V78L163 77ZM84 81V82H85ZM96 81V80H95ZM119 81H120V79H119ZM122 81V80H121ZM125 82H127L126 80H124ZM154 81H152V82H154ZM159 81V80H158ZM218 81V82H219ZM248 81V80H247ZM248 81V82H249ZM44 82V81H43ZM46 82V81H45ZM75 82V81H74ZM100 82V81H99ZM130 82V81H129ZM159 82H161V81H159ZM158 82V83H159ZM225 82L223 83V84H225ZM81 84H82V82H80ZM98 83V82H97ZM120 83H122V82H120ZM157 83V85H159ZM238 83V82H237ZM261 83V82H260ZM35 84V83H34ZM88 84V83H87ZM126 84H128V83H126ZM125 84V86H127ZM163 84V83H162ZM227 84V83H226ZM36 85V84H35ZM35 85L33 86V87H35ZM37 85H39V84H37ZM123 86H124V83L122 84ZM246 85V84H245ZM244 85V86H245ZM256 85V84H255ZM254 85V86H255ZM259 85V84H258ZM260 85H262V84H260ZM76 86V85H75ZM88 86V85H87ZM131 86V85H130ZM154 87V88H152L151 90H150V87ZM160 86V85H159ZM162 86V85H161ZM165 86V87H164ZM249 86V85H248ZM247 86V87H248ZM43 87V86H42ZM66 87H67V85H66ZM74 87V86H73ZM78 87V86H77ZM81 87V86H80ZM122 87V86H121ZM120 87V88H121ZM132 87H130V88H132ZM250 87V86H249ZM37 89H38V87H36ZM40 88V87H39ZM69 88V87H68ZM74 88H76V87H74ZM74 88H72V90L74 89ZM79 88V87H78ZM85 88V87H84ZM90 88V87H89ZM106 88V87H105ZM113 88V87H112ZM129 89V87H126V89ZM132 88V89H133ZM159 87H156V89H158ZM230 88V89H229ZM246 88V87H245ZM250 88H252V84H251V87ZM256 88V87H255ZM35 89V88H34ZM41 89V88H40ZM109 89V88H108ZM107 88H106V91H105V93L106 92H108L107 90H108ZM123 89H125V88H123ZM122 89V90H123ZM127 89V90H128ZM249 89V88H248ZM43 90V89H42ZM95 90V89H94ZM102 90V89H101ZM104 90V89H103ZM120 90V89H119ZM257 90V89H256ZM97 91H100L99 89L97 90ZM121 91V90H120ZM119 91V92H120ZM131 91V90H130ZM133 91L134 90H132L131 92H132V94H133ZM258 91V90H257ZM262 91V90H261ZM264 91V90H263ZM46 92V91H45ZM76 92H77V90H76ZM96 92V91H95ZM123 92V91H122ZM143 92V93H142ZM187 91H185V93H186ZM251 92H253V91H251ZM250 92V93H251ZM255 92V91H254ZM253 92V93H254ZM71 93V92H70ZM73 93V92H72ZM97 93V92H96ZM104 91H100L97 95L95 94V96H93V97H95V101H97L98 103H101L102 101H104V100H107V101H105V103L106 102H108V99H109V101H110V98H108V96L106 97L104 94ZM126 93V92H125ZM124 93V94H125ZM258 93V92H257ZM25 94V95H24ZM32 94H33V92H32ZM36 94V93H35ZM38 94H41V93H38ZM84 94V93H83ZM92 94H94V93H92ZM108 94H109V92H108ZM123 94V93H122ZM123 94V95H124ZM248 94H249V92H248ZM12 95V96H11ZM30 95V94H29ZM37 95V94H36ZM44 95V94H43ZM128 96H129V93L127 94ZM126 95V96H127ZM31 96V95H30ZM125 96V97H126ZM130 96H132V95H130ZM135 96V95H134ZM180 96V95H179ZM188 96V94L186 95V97ZM218 96V97H219ZM247 96H249L250 97V95H247ZM252 96V95H251ZM28 97V96H27ZM106 97V98H105ZM118 97H119V94H118ZM120 97H122L121 96V93H120ZM133 97V96H132ZM190 97V96H189ZM200 97V98H201ZM232 97V96H231ZM24 97H22V99H23ZM32 98V97H31ZM116 98V97H115ZM114 98V99H115ZM158 98V97H157ZM166 98H168L167 99V101L165 100ZM216 98V97H215ZM137 99V98H136ZM177 99V98H176ZM187 99V98H186ZM185 99V101H187ZM190 99V98H189ZM198 99V98H197ZM217 99H219V98H217ZM216 99V100H217ZM245 99H247V97L245 98ZM25 100H26V96H25ZM116 100H117V98H116ZM124 100V99H123ZM126 100V99H125ZM178 100V99H177ZM180 100H182L181 98H180ZM192 100H193V98H192ZM194 100H195V98H194ZM198 100H200V99H198ZM225 100V99H224ZM224 100H223V102H224ZM229 100H226V101H229ZM22 101V100H21ZM29 101H30V99H29ZM48 101V100H47ZM208 101V100H207ZM206 101V102H207ZM28 102V101H27ZM26 102V103H27ZM66 102V101H65ZM82 102H84V101H82ZM96 102V103H97ZM111 102V101H110ZM114 102V103H115ZM181 102V101H180ZM198 102V101H197ZM212 102V101H211ZM218 102V101H217ZM2 103V102H1ZM19 103V102H18ZM32 103V102H31ZM34 103V102H33ZM32 103V104H33ZM109 103V102H108ZM128 103V102H127ZM170 104L168 107L166 106L165 107V104ZM189 103H191V102H189ZM196 103V102H195ZM194 103V104H195ZM202 102L200 101V104H201ZM205 102H203V104H204ZM22 104V103H21ZM77 104V103H76ZM75 104V105H76ZM177 104V103H176ZM206 104V103H205ZM210 104H213V102L212 103H210ZM230 104V103H229ZM228 104V105H229ZM6 105V104H5ZM9 105L5 108L6 110H7V108L9 107ZM23 105V108H24V105L25 104H22ZM71 105V104H70ZM109 105H111V104H109ZM114 105V104H113ZM115 105V106H116ZM132 105V104H131ZM196 105H197V103H196ZM207 105V104H206ZM226 105V104H225ZM4 106V105H3ZM45 106V105H44ZM73 106V105H72ZM85 106H87V105H85ZM101 106V105H100ZM125 106V105H124ZM137 106V105H136ZM135 106V107H136ZM191 106H193V108H194V105H193V103H192V105ZM199 106H201V105H199ZM211 106V105H210ZM223 106H224V104H223ZM227 106V105H226ZM230 106V105H229ZM228 106V107H229ZM71 107V106H70ZM74 107V106H73ZM103 107V106H102ZM173 107H175V106H173ZM196 107V106H195ZM205 107V106H204ZM206 107H208V106H206ZM205 107V108H206ZM10 108V107H9ZM43 108V107H42ZM172 108V107H171ZM190 108V107H189ZM193 108L191 109L192 111H193ZM203 108V107H202ZM202 108H201V110H202ZM219 108V107H218ZM222 108H225V106L224 107H222ZM26 108H24V112L25 111H27V110H25ZM30 109H32V108H30ZM72 109V108H71ZM112 109H117V106H116V108L115 107H113ZM173 109V108H172ZM219 109H221V107L219 108ZM231 109V108H230ZM5 110V111H6ZM10 110H11V108H10ZM70 110V109H69ZM89 110V109H88ZM88 110H87V112H88ZM108 110V109H107ZM169 110V109H168ZM191 110H190V112H191ZM196 110V109H195ZM205 110V109H204ZM222 110V109H221ZM224 110V109H223ZM226 110V109H225ZM3 111V110H2ZM12 111V110H11ZM11 111H9L8 110V114H10L9 112H11ZM28 111H30V110H28ZM35 111V110H34ZM33 111V112H34ZM170 111V110H169ZM178 110H176V112H177ZM184 111H186V110H184ZM188 111V110H187ZM187 111L185 112L186 114H187ZM203 111V110H202ZM202 111H201V113H202ZM216 111H218V110H216ZM4 112V111H3ZM15 112H17V111H15ZM71 112V111H70ZM74 112V111H73ZM93 113V111H90V113ZM204 112V111H203ZM12 113V112H11ZM30 113V112H29ZM31 113H32V111H31ZM69 113V112H68ZM98 113V112H97ZM96 112H95V116H97L96 114H97ZM112 113V112H111ZM115 113V112H114ZM116 113H118L117 111H116ZM168 113V112H167ZM171 113V112H170ZM173 113V112H172ZM177 113H180V111L179 112H177ZM182 113V112H181ZM184 113V112H183ZM196 113V112H195ZM194 113V114H195ZM198 113V112H197ZM113 114V113H112ZM188 114H189V112H188ZM193 114V115H194ZM25 115V114H24ZM28 115H30V114H28ZM33 115H34V113H33ZM33 115H30L31 116V118L33 117ZM57 115V114H56ZM67 115H69V114H67ZM76 115H77V113H76ZM101 115V114H100ZM174 115H177V114H174ZM181 115V114H180ZM200 115H202V114H200ZM207 115V114H206ZM10 117H15V113H14V115H12L11 116V114L9 115ZM17 116V115H16ZM105 116H107V115H105ZM171 115H169V117H170ZM179 116V115H178ZM182 116V115H181ZM196 116V115H195ZM194 116V117H195ZM24 116L22 115L20 118H23ZM70 117V116H69ZM76 117V116H75ZM75 117H72V118H75ZM117 117V116H116ZM174 117V116H173ZM182 117H184V115L182 116ZM185 117H188V116H185ZM61 118V117H60ZM59 118V119H60ZM72 118H70V119H72ZM175 118V117H174ZM176 118H178L177 116H176ZM190 118H192V117H190ZM15 119V118H14ZM25 119V118H24ZM28 119V118H27ZM26 119V120H27ZM29 119H30V117H29ZM79 119V118H78ZM181 119V118H180ZM179 119V120H180ZM189 119V118H188ZM233 119V120H232ZM77 120V119H76ZM117 120V119H116ZM115 120V121H116ZM169 120H170V118H169ZM173 120H175V119H173ZM246 120H248L249 121V123L246 121ZM63 121V120H62ZM164 121V120H163ZM166 121V120H165ZM164 121V123H166ZM171 121V120H170ZM182 121V120H181ZM185 121V120H184ZM187 121V120H186ZM21 122V121H20ZM52 122V121H51ZM57 122L59 123V125H62V130H61V133H60V135L58 136V133L59 132H57V130H54L53 129V127L55 126V125H57ZM180 122V121H179ZM243 122V123H242ZM11 123V122H10ZM118 123V122H117ZM160 123V122H159ZM172 123V122H171ZM170 123V124H171ZM181 123V122H180ZM24 124V123H23ZM154 124V125H155ZM161 124V123H160ZM163 124V123H162ZM253 124V126H251ZM11 125H12V123H11ZM14 125V124H13ZM89 125V124H88ZM157 125V124H156ZM155 125V126H156ZM169 125V124H168ZM177 125V124H176ZM8 126V125H7ZM6 126V127H7ZM10 126V125H9ZM153 126V125H152ZM161 127V129H162V125H160ZM165 126V128H169V127H166L167 125L165 124V125H163V127ZM178 126H179V124H178ZM237 126V125H236ZM4 127V126H3ZM2 127V128H3ZM71 126H67V124L66 123H63V122H61V120H58V118H57V120L55 119L54 120V122H53V124H51V126L49 127L50 129H48V133H47V138H48V142H46L45 141V143H44V145L45 146H40V145H37V146H35V147H27V148H24V146H22L23 148H20L19 147V150H17V148H15L16 149V153H17V151L18 152H23V157H28L30 154H32V153H34L33 151H37V152H39V150L40 151H43V150H51V151H53V147H55L56 145H61L62 147H63V151H62V154H65V152H66V154H67V152H77V151H80V150H82V152L84 151V150H86V151H90V150H88V149H94L93 147H95V145H97V147H99L98 149H99V151H97L96 153H95V156L97 155V156H99L98 158L100 159V157L102 156V155H104L105 153H107L108 151H110L111 152V150H109V148L112 146L111 144H110V147L108 148V150L106 151V145H109L108 143H109V139H110V137H111V133H109V132H111V131H105V132H100L99 134H97L98 135V137H96L97 138V142L96 143H94L95 145L92 147L91 146V144H90V142L88 143H84L83 142V139L85 138V134L84 133H82L81 134V132L79 133L78 131H75V132H73L72 130H71V128H70ZM106 127V126H105ZM154 127V126H153ZM175 127H177V126H175ZM234 127H235V124H234ZM249 127H250V130H248L249 129ZM9 128V127H8ZM13 128H14V126H13ZM12 128V129H13ZM75 128V127H74ZM83 128V127H82ZM82 128H81V130H82ZM140 128V129H141ZM151 128V127H150ZM160 128H157V129H160ZM172 128H174V127H172ZM236 128V127H235ZM240 128H242V127H240ZM244 128V127H243ZM4 129V128H3ZM110 129V128H109ZM139 129V130H140ZM146 129H148V128H146ZM154 129V128H153ZM216 129V128H215ZM7 130V129H6ZM43 130V129H42ZM89 130V129H88ZM144 130H145V128H144ZM144 130H142V131H144ZM169 131H170V128L168 129ZM4 131H5V129H4ZM84 131H85V128H84ZM90 131H92V130H90ZM148 132H149V130H147ZM156 131V130H155ZM154 131V132H155ZM157 131H161V130H157ZM165 131H167L166 129H165ZM215 131V130H214ZM249 131V132H248ZM12 132V131H11ZM89 132V131H88ZM116 132V131H115ZM153 132V130H152V133L151 134H153L154 133ZM191 132V133H190ZM211 132H213V131H211ZM224 132H226L225 130H221V128H220V130H217V132H214L213 134H212V139H216V140H221V139H223V137L226 135V137H228L229 135H230V133H229V135L226 133V134H224ZM251 132H253L252 134H251ZM147 133V132H146ZM150 133V132H149ZM161 133H163V132H161ZM168 133V132H167ZM194 133V134H195ZM238 133V132H237ZM251 135H255L256 137H253V136H250V134ZM12 134V133H11ZM87 134V133H86ZM91 134V133H90ZM151 134H148V136L150 137V135ZM155 134V133H154ZM191 134V135H190ZM239 134V133H238ZM3 135L5 136V137H7L4 133H3ZM71 135L72 136H74V137H71ZM88 135V134H87ZM140 135V136H139ZM209 135V134H208ZM228 135V136H227ZM232 135V134H231ZM96 136V135H95ZM95 136H93L92 135V137H94L95 138ZM195 136H197V135H195ZM244 136H243V139H244ZM261 136V137H260ZM11 138H12V135L10 136ZM9 137V138H10ZM14 137V136H13ZM20 137V136H19ZM89 137V136H88ZM118 137H120V136H118ZM192 137H194V136H192ZM225 137V138H226ZM242 137V136H241ZM4 138V137H3ZM10 138V139H11ZM50 138V139H49ZM112 138V137H111ZM144 138V137H143ZM144 138V139H145ZM191 138V137H190ZM209 138V140L208 141H210V137H208ZM231 138V137H230ZM234 138H236L237 139V137H233V139ZM8 139V138H7ZM9 139V140H10ZM38 139V138H37ZM46 139V138H45ZM45 139H43V140H45ZM87 139V138H86ZM90 139V138H89ZM93 139V138H92ZM148 139V138H147ZM240 139V138H239ZM6 140V139H5ZM9 140H6V141H9ZM13 140H15L14 138H13ZM12 140V141H13ZM42 140V139H41ZM183 140H184V138H183ZM183 140H181V142L183 141ZM191 140V139H190ZM194 140H196V139H194ZM194 140H192L193 142H194ZM198 140V139H197ZM204 140V139H203ZM227 140V139H226ZM4 141V140H3ZM5 141V142H6ZM17 141H19V140H16V142ZM37 141H39V139L37 140ZM112 141H113V139H112ZM180 141V140H179ZM185 141V140H184ZM201 141V140H200ZM213 141V140H212ZM229 141V140H228ZM231 141V140H230ZM233 141V140H232ZM242 141V140H241ZM240 141V142H241ZM20 142V141H19ZM111 142V141H110ZM169 142V141H168ZM191 142V141H190ZM202 142V141H201ZM200 142V143H201ZM223 142H225V146H226V141L224 140ZM223 142L222 143H219V144H221V145H223ZM235 142V141H234ZM232 143V144H235V143ZM236 142H239L238 141V139H237V141ZM243 142H244V140H243ZM125 143H129V144H131V146H124V145H127V144H125ZM164 143V142H163ZM174 143H176V146H177V142H174ZM173 142H172V146H173V144H174ZM179 143V142H178ZM183 143V142H182ZM186 144H187V141L185 142ZM184 143V144H185ZM242 143V142H241ZM6 144V143H5ZM4 143L2 144V146L3 145H5ZM38 144V143H37ZM117 144V143H116ZM128 144V145H129ZM150 144H151V142H150ZM168 144H170V143H168ZM205 144V143H204ZM203 144V145H204ZM210 144V143H209ZM218 144V143H217ZM229 144V143H228ZM237 144H239V143H237ZM247 144H246V146H247ZM19 145V144H18ZM93 145V144H92ZM179 145H180V143H179ZM179 145H178V149H179ZM197 145V144H196ZM200 145V144H199ZM198 145V146H199ZM252 145V144H251ZM53 146V147H52ZM103 146H105L104 148H101V147H103ZM182 146H183V144H182ZM187 146V145H186ZM195 146V145H194ZM205 146V145H204ZM206 146H207V144H206ZM219 146V145H218ZM217 146V147H218ZM233 146V145H232ZM235 146V145H234ZM233 146V147H234ZM7 147H8V145H7ZM6 147V148H7ZM92 147V148H91ZM143 147V146H142ZM146 147H147V145H146ZM146 147H145V149L144 150H146ZM181 147V146H180ZM189 147V146H188ZM201 148H202V146H200ZM211 147V145L209 146V148ZM222 147V146H221ZM221 147L219 146V149H221ZM240 147V146H239ZM239 147H237V149H239ZM248 147V146H247ZM247 147H245V145H244V148H247ZM251 147V146H250ZM46 148V149H45ZM56 148V147H55ZM57 148H59V147H57ZM56 148V149H57ZM106 148V149H105ZM114 148V147H113ZM134 148V149H133ZM144 148V147H143ZM182 148V147H181ZM198 147L196 146V149H197ZM223 148V147H222ZM229 148H231V145L229 146ZM241 148V147H240ZM243 148V149H244ZM2 149V148H1ZM9 149V148H8ZM98 149H96V150H98ZM164 149V148H163ZM172 149V148H171ZM195 148L193 149L194 151L196 150ZM213 149H216V148H213ZM2 150H4V149H2ZM59 150V149H58ZM61 150V149H60ZM182 150H184L183 148H182ZM187 150V151H186ZM185 150V152H189L188 150H189V148H187ZM190 150H191V148H190ZM202 150H203V148H202ZM211 150V149H210ZM224 151H225V149H223ZM252 150V151H253ZM11 151H12V149H11ZM15 151V150H14ZM127 151H128V154H126L127 153ZM135 151H136V149H135ZM142 151V150H141ZM162 151V150H161ZM170 151V150H169ZM194 151H192L193 153H197V151L196 152H194ZM201 151V150H200ZM219 151V150H218ZM229 151V150H228ZM233 151H234V149H233ZM238 151V150H237ZM243 151V150H242ZM81 152V151H80ZM123 152L125 153L124 155H123ZM144 152V151H143ZM152 152V151H151ZM181 153V155H184L185 156V154L186 153ZM199 152V151H198ZM207 152H208V150H207ZM207 152H206V154H207ZM222 152V150L220 151V152H217L216 151V153H217V155H218V153L220 154ZM225 152H227V148H226V151ZM231 152V150L229 151V153ZM240 152V151H239ZM259 152V151H258ZM8 154H9V152H7ZM12 153H13V151H12ZM15 153V152H14ZM58 153V152H57ZM57 153H56V155H57ZM112 153V152H111ZM160 153V152H159ZM177 153V152H176ZM202 153H203V151H202ZM210 153H212V154H216L215 153V151H214V153H213V151L212 152H210ZM210 153H208V154H210ZM228 153V152H227ZM228 153V154H229ZM254 153V151L252 152V154ZM20 154H22V153H20ZM88 154V153H87ZM149 154H151V153H149ZM152 154H154V153H152ZM173 154V153H172ZM180 154V153H179ZM192 154V153H191ZM207 154V155H208ZM222 154H224L223 152H222ZM221 154V155H222ZM242 154V153H241ZM256 154H258V153H256ZM256 154H255V156H256ZM75 155V154H74ZM147 155V154H146ZM176 155V154H175ZM180 155V156H181ZM193 155V154H192ZM206 155V156H207ZM227 155V154H226ZM238 155V154H237ZM254 155V154H253ZM253 155H250V154H248V153H246V155L244 154H242L241 156H243V158L245 157V158H247V159H249L250 160V162H249V160L248 161H245V162H248V163H250L249 165H251V161L254 159L253 157ZM31 156V155H30ZM43 156V155H42ZM68 156V155H67ZM94 156V157H95ZM132 156V157H131ZM150 156V155H149ZM197 156V155H196ZM195 156V157H196ZM203 156H205V153H204V155ZM225 156V155H224ZM253 156V157H252ZM264 156V155H263ZM26 157V158H27ZM45 157V156H44ZM65 157V156H64ZM86 157V156H85ZM93 157V158H94ZM104 157H106V156H104ZM164 157V156H163ZM187 157V156H186ZM191 157V156H190ZM189 157V158H190ZM199 157V156H198ZM223 157V156H222ZM227 157V156H226ZM226 157H224L225 159H226ZM233 157V156H232ZM257 157V156H256ZM255 157V158H256ZM259 157H261V155H259ZM59 158V157H58ZM96 158V157H95ZM184 158V157H183ZM182 158V159H183ZM215 158H219V157H215ZM262 158V157H261ZM67 159V158H66ZM142 159V158H141ZM167 158L165 157V160H166ZM184 159H187V158H184ZM197 159H199V158H197ZM202 158H200L199 160H201ZM210 159V158H209ZM236 159H237V157H236ZM246 159V160H247ZM263 159V158H262ZM261 159V160H262ZM1 160V159H0ZM206 160V159H205ZM219 160H221V158L220 159H218L217 161L219 162ZM222 160H224L223 158H222ZM227 160V159H226ZM229 160H231V159H229ZM228 160V161H229ZM233 160H235V157H234V159ZM241 160V159H240ZM254 160H256V159H254ZM260 160V159H259ZM259 160H257L258 162H259ZM264 160V159H263ZM2 161V160H1ZM29 161V160H28ZM98 161V160H97ZM100 161V160H99ZM98 161V162H99ZM161 161H162V159H161ZM179 161V160H178ZM232 161V160H231ZM256 161V162H257ZM96 162V161H95ZM97 162V163H98ZM198 161H196L195 159H194V157L193 158H191V159H188V160H182V164L184 165L183 167L185 168V166H189V165H193V164H195V163H197ZM200 162V161H199ZM203 162V161H202ZM207 162H209L208 161V158H207ZM214 162H215V160H214ZM223 162H225V161H223ZM233 163L235 162V161H232ZM258 162H257V164H255V162L254 163H252V165L253 164H255V167H256V165L258 166ZM261 162V161H260ZM259 162V163H260ZM28 162H26V164H27ZM167 163V162H166ZM180 163V164H181ZM210 163V162H209ZM213 162H211V164H212ZM217 163V162H216ZM221 163V162H220ZM219 163V164H220ZM230 163V161L227 163V167H228V164ZM262 163V162H261ZM30 164V163H29ZM149 164V163H148ZM152 164V163H151ZM164 163H162V165H163ZM170 164H171V162H170ZM175 164H176V162H175ZM202 164V163H201ZM203 164H205L204 162H203ZM202 164V165H203ZM215 166H216V164L215 163H213ZM218 164V163H217ZM222 164V163H221ZM220 164V165H221ZM225 164H226V162H225ZM224 164V165H225ZM231 164V163H230ZM235 164V163H234ZM233 164V165H234ZM244 164V163H243ZM28 165V164H27ZM167 165H168V163H167ZM223 165V164H222ZM221 165V166H222ZM240 165V164H239ZM246 165H248V164H246ZM246 165H245V167H246ZM251 165V166H252ZM262 165H264V164H262ZM33 166V165H32ZM174 166H176V165H174ZM187 166V167H188ZM190 166V167H191ZM195 166V165H194ZM198 166H200V165H198ZM197 166V167H198ZM208 166H209V164H208ZM208 166H207V169H208ZM220 166V167H221ZM244 166V165H243ZM260 166H261V164H260ZM5 167V166H4ZM29 167V166H28ZM166 168H167V166H165ZM172 167V166H171ZM170 167V168H171ZM179 167V166H178ZM197 167L195 168V169H197ZM205 167V166H204ZM213 167V166H212ZM219 167V166H218ZM217 167V169H220V168H218ZM226 167V166H225ZM235 167V166H234ZM233 167V169H235ZM236 167H238L237 166V163H236ZM254 169H253V171L252 172H254V170H255V167L254 166H252ZM263 167L264 166H262V167H259V169L260 168H262L263 169ZM162 167L160 166V169H161ZM175 168H177V166L175 167ZM182 168V167H181ZM192 168V167H191ZM190 168V169H191ZM223 168V167H222ZM221 168V169H222ZM229 168V167H228ZM228 168H225V170H222L223 172L224 171H226ZM242 168V167H241ZM241 168H239V170L241 169ZM247 168H249V166L247 167ZM142 169V168H141ZM163 169V168H162ZM207 169H205L206 171H205V173L204 172H202V173H204V174H206L207 173V175L209 176V174L210 173H215L216 174V170H215V168H214V170H215V172H213V171H211L210 173L208 172V170ZM164 170V169H163ZM170 170H172V168L170 169ZM179 170V169H178ZM181 170V169H180ZM198 170V169H197ZM239 170H238V173H239ZM244 170H246L245 168H244ZM248 170L249 169H247L246 171L248 172ZM258 169L256 168V171H257ZM152 171L153 170H151V174H152ZM164 171H166V170H164ZM192 171V170H191ZM201 171H204V170H201ZM200 171V172H201ZM221 171V170H220ZM221 171V172H222ZM230 171V170H229ZM250 171V170H249ZM259 171V170H258ZM263 171V170H262ZM40 172V171H39ZM148 172V171H147ZM167 172V171H166ZM169 172V171H168ZM167 172V173H168ZM172 172V171H171ZM175 172V171H174ZM219 172V171H218ZM236 172H237V170H236ZM240 172H243L242 170H240ZM247 172H246V175H247ZM260 172H261V170H260ZM136 173H137V171H136ZM157 173V172H156ZM160 173V172H159ZM156 174V175H160V174ZM165 173V172H164ZM170 173V172H169ZM183 173L184 172H182V174L181 175H183ZM186 173V172H185ZM188 173V172H187ZM186 173V175H188ZM193 173L194 172H192V175H193ZM209 173V174H208ZM226 173H227V171H226ZM251 173V172H250ZM249 173V175H251ZM153 174H154V171H153ZM166 174V173H165ZM200 174V173H199ZM215 174H210V175H213V177L212 176H209V177H211V179H210V181L213 179V178H216L214 175ZM241 173H239V176H241L240 175ZM243 175H245L244 173H242ZM253 174V173H252ZM19 175V174H18ZM56 175V174H55ZM91 175V174H90ZM139 175H140V173H139ZM155 175V174H154ZM177 175H179V171H178V174ZM217 175V174H216ZM219 175V174H218ZM234 175H237L236 173L234 174L233 173V176ZM245 175V176H246ZM102 176V175H101ZM140 176H142V174L140 175ZM162 176V175H161ZM201 178H203L202 177V175L200 174L199 175ZM199 176H198V178H199ZM208 176H206V179H207V177ZM230 176V175H229ZM232 176V177H233ZM156 177V176H155ZM167 177V176H166ZM184 177H185V175H184ZM183 177V178H184ZM188 177V176H187ZM191 177H195V176H191ZM209 177H208V179H209ZM219 177V176H218ZM217 177V178H218ZM224 177V176H223ZM237 178H238V176H236ZM242 177H244V176H242ZM263 177V176H262ZM261 177V179H262V181L264 180V178H262ZM156 178H158V177H156ZM155 178V179H156ZM182 178V177H181ZM198 178H196V179H198ZM200 178V180H202ZM216 178V179H217ZM222 178V177H221ZM225 178V177H224ZM235 177H233V179H234ZM109 179V178H108ZM162 179V178H161ZM190 179V178H189ZM193 179V178H192ZM204 179V178H203ZM219 179V178H218ZM217 179V180H218ZM229 179V178H228ZM232 179V178H231ZM117 180V179H116ZM158 181H156V183H158L159 182V179H157ZM193 180H195V179H193ZM192 180V181H193ZM215 180V179H214ZM217 180H215V181H217ZM230 180V179H229ZM235 180V179H234ZM234 180H232L231 182H233L234 183ZM240 180H244V182L246 181L245 179H243V178H241L240 177ZM239 180V181H240ZM249 180V179H248ZM93 181V180H92ZM96 181V180H95ZM109 181V180H108ZM162 181V180H161ZM175 181V180H174ZM181 181V180H180ZM199 181V180H198ZM213 181V180H212ZM219 181V180H218ZM226 181V180H225ZM250 181V180H249ZM246 182V183H250V184H252L251 182L252 181H255V180H252L251 182ZM257 181V180H256ZM89 182H90V180H89ZM94 182V181H93ZM103 182V181H102ZM105 182H107L106 180H105ZM136 182V181H135ZM188 182V181H187ZM197 182V181H196ZM209 182V181H208ZM230 182V181H229ZM228 182V183H229ZM237 182V181H236ZM243 182V181H242ZM257 182H259V181H257ZM257 182L255 183L256 185H257ZM261 182V181H260ZM90 183H92V182H90ZM113 183V182H112ZM111 183V184H112ZM153 183H154V185H155V182H154V180H153ZM160 183V182H159ZM163 183V182H162ZM165 183V182H164ZM163 183V184H164ZM198 183V182H197ZM196 183V185H198ZM246 183H244V184H241L240 185V192L241 191H246V188H247V186L246 185H248V184H246ZM264 183V182H263ZM89 184V183H88ZM92 184H94V183H92ZM98 184H99V182H98ZM98 184H96L97 186H98ZM107 184V183H106ZM109 184V183H108ZM107 184V185H108ZM152 184V183H151ZM169 184V183H168ZM193 184V183H192ZM201 184H202V182H201ZM205 184H207V181L205 182ZM211 184V183H210ZM239 184H240V182H239ZM239 184H237L238 186H239ZM254 184V183H253ZM262 184V183H261ZM260 184V185H261ZM91 185V184H90ZM95 185V184H94ZM95 185V186H96ZM100 185V184H99ZM105 185V184H104ZM157 185V184H156ZM159 185V184H158ZM161 185V184H160ZM184 185V184H183ZM195 185V184H194ZM209 184H207L206 186H208ZM212 185V184H211ZM233 185H235V184H233ZM94 186V187H95ZM136 186H137V184H136ZM135 186V187H136ZM153 186V185H152ZM185 186V185H184ZM183 186V187H184ZM205 185H204V187H206ZM213 186V185H212ZM216 185H214V187H215ZM249 186V185H248ZM106 187V186H105ZM111 187V186H110ZM113 187V186H112ZM115 187V186H114ZM132 187H133V185H132ZM132 187H130V188H132ZM134 187V188H135ZM150 187V186H149ZM154 187V186H153ZM152 187V188H153ZM156 187V186H155ZM194 187V186H193ZM199 187V186H198ZM201 187H202V185H201ZM200 187V188H201ZM217 187V186H216ZM230 187V186H229ZM35 188V187H34ZM83 188H84V186H83ZM95 188H97V187H95ZM95 188H93V190L95 189ZM116 188V187H115ZM171 188V187H170ZM176 188V187H175ZM209 188V187H208ZM213 188V187H212ZM211 188V189H212ZM228 188V187H227ZM226 188V189H227ZM233 188V187H232ZM232 188H230V189H232ZM256 188L258 189V187L256 186ZM49 189V188H48ZM156 189V188H155ZM161 189V188H160ZM181 189V188H180ZM183 189V188H182ZM195 190L197 189V188H194ZM193 189V190H194ZM199 189V188H198ZM197 189V191L199 192V190ZM210 189V190H211ZM216 190H217V188H215ZM214 189V190H215ZM228 190V191H232V190ZM260 189V188H259ZM258 189V190H259ZM35 190H36V188H35ZM51 190V189H50ZM97 190V189H96ZM101 190V189H100ZM141 190V189H140ZM179 190V189H178ZM184 190V189H183ZM194 190V191H195ZM202 190H203V188H202ZM209 190V191H210ZM37 191V190H36ZM90 191V190H89ZM111 191V190H110ZM121 191V190H120ZM154 191V190H153ZM171 191V190H170ZM204 191V190H203ZM213 191V190H212ZM222 191V190H221ZM227 190H226V192H224L223 194H225L226 196L228 195V193H230V192H228ZM249 191V190H248ZM46 192H47V190H46ZM45 192V193H46ZM95 192L96 191H94V192H92V194L94 193L95 194ZM102 190H101V194H102ZM114 192V191H113ZM169 192V191H168ZM190 192V191H189ZM263 192V191H262ZM49 193H51L50 191H49ZM65 193V192H64ZM71 193V192H70ZM90 193V192H89ZM192 193V192H191ZM203 193V192H202ZM217 193V192H216ZM219 193V192H218ZM222 193V192H221ZM234 193H235V191H234ZM253 193V192H252ZM264 193V192H263ZM55 194V193H54ZM57 194H59V191H57ZM61 195L63 194V193H60ZM59 194V195H60ZM100 194V197L102 196V197H104L103 195H101ZM106 194V193H105ZM167 194V193H166ZM184 194V193H183ZM204 194V193H203ZM210 194V193H209ZM208 193L205 195V196H207V195H209ZM235 194H237V193H235ZM235 194H233V195H235ZM243 194H246L245 192L243 193ZM242 194V195H243ZM36 195V194H35ZM50 195V194H49ZM67 195V194H66ZM65 195V196H66ZM69 195V194H68ZM169 195V194H168ZM167 195V196H168ZM200 195L201 194H199V196L198 197H200ZM216 195V194H215ZM219 196H220V194H218ZM232 195V194H231ZM231 195H229L230 197H231ZM237 195H239V194H237ZM236 195V196H237ZM247 195H249V194H247ZM255 195V194H254ZM262 195V194H261ZM264 195V194H263ZM38 196V195H37ZM53 196V195H52ZM87 196H89V194L87 195ZM93 196V195H92ZM109 196H111V195H109ZM113 196V195H112ZM138 197H139V195H137ZM177 196V195H176ZM176 196H174V197H176ZM202 197V199H204V201L203 202H206L205 200H206V197ZM209 196H211V194L209 195ZM222 197H225V196H223V195H221ZM229 196H227V197H229ZM252 196V195H251ZM257 196V195H256ZM56 197V196H55ZM62 197H64V194H63V196ZM91 197V196H90ZM97 197H98V195H97ZM144 197H146V201H147V196H143V197H141L140 196V198H143L144 199ZM148 197H150L151 199H150V201L152 200L153 201V199L155 198H152V196H148ZM169 198H170V200H171V197L170 196H168ZM168 197H165V198H168ZM183 197H184V195H183ZM183 197L181 196V199H183ZM213 197V196H212ZM217 197V196H216ZM250 197V196H249ZM254 197V196H253ZM252 197V198H253ZM54 197H52V199H53ZM66 198H67V196H66ZM117 198V197H116ZM128 198V197H127ZM131 198V197H130ZM157 198V197H156ZM173 198V197H172ZM215 198V197H214ZM234 198H236V197H234ZM238 199H240L239 197H237ZM245 198V197H244ZM254 198H256V197H254ZM93 199V198H92ZM102 199V198H101ZM100 199V202L102 201ZM110 199V198H109ZM133 199H136V198H133ZM133 199H131V200H133ZM190 199V198H189ZM202 199H200V201H202ZM213 198H211V200H212ZM216 199V198H215ZM225 199V198H224ZM262 199V198H261ZM260 199V200H261ZM264 199V198H263ZM262 199V200H263ZM50 200V199H49ZM88 200H89V198H88ZM87 200V201H88ZM140 200H142V199H140ZM145 200V199H144ZM166 200H168V199H166ZM165 199H164V201H166ZM181 201L180 200V198H179V196H178V199H176L175 201L176 202H178V205H182V203H180L179 201ZM207 200H208V197H207ZM217 200V199H216ZM226 200V199H225ZM261 200V201H262ZM62 201V200H61ZM95 201H97V199L95 200ZM104 201V200H103ZM107 201V200H106ZM110 201V200H109ZM138 201V200H137ZM222 201H224V200H222ZM221 200H219L218 202H222ZM236 201V200H235ZM243 201V200H242ZM53 202H54V200H53ZM90 202V201H89ZM88 202V203H89ZM138 202H140V201H138ZM143 202V201H142ZM197 202V201H196ZM214 202V201H213ZM231 202V201H230ZM251 202V201H250ZM113 203V202H112ZM172 203V202H171ZM171 203H169V201H168V204H171ZM180 203V204H179ZM199 203H201V202H199ZM210 203V202H209ZM264 203V202H263ZM263 203H262V205H263ZM58 204H59V202H58ZM83 204V203H82ZM91 204V203H90ZM90 204H89V207L88 208H90ZM98 204H99V202H98ZM101 204V203H100ZM137 204V203H136ZM153 204V203H152ZM177 204V203H176ZM197 204V203H196ZM219 204V203H218ZM217 204V205H218ZM228 204V203H227ZM255 204H257V203H255ZM55 205H57V204H55ZM86 205V204H85ZM139 205H141V204H139ZM203 205V204H202ZM201 205V206H202ZM205 205H207L206 203H205ZM213 205V204H212ZM88 206V205H87ZM93 206H95V204L93 205L92 204V206L91 207H93ZM97 206V205H96ZM100 206V205H99ZM137 206V205H136ZM167 207H168V205H166ZM176 206V205H175ZM174 206V207H175ZM183 206H185V205H183ZM223 206V205H222ZM264 206V205H263ZM33 207V206H32ZM55 207V206H54ZM153 207V206H152ZM170 208H173V205H170L169 206ZM180 207H182V206H179V208H177V209H180ZM204 207V206H203ZM94 208V207H93ZM96 208V207H95ZM95 208H94V210H92V211H95ZM146 208V207H145ZM188 208V207H187ZM206 208V207H205ZM210 208V207H209ZM235 208H237V207H235ZM234 208V209H235ZM71 209V208H70ZM98 209V208H97ZM130 209V208H129ZM182 209V208H181ZM245 209H246V207H245ZM259 209V208H258ZM90 210V209H89ZM104 210V209H103ZM136 210H137V208H136ZM169 210V209H168ZM172 210V209H171ZM170 210V211H171ZM175 210H176V207H175ZM208 210V209H207ZM220 210V209H219ZM218 210V212H220ZM222 210H224V206H223V209ZM228 210V209H227ZM226 210V211H227ZM69 211V210H68ZM73 211V210H72ZM77 211V210H76ZM80 211V210H79ZM83 211V210H82ZM104 211H106V210H104ZM143 211V210H142ZM158 211V210H157ZM176 211H178V212H180L179 210H176ZM183 211H184V209H183ZM189 211V210H188ZM209 211V210H208ZM233 210H231V212H232ZM237 210L235 209V212H236ZM238 211H240V208L238 209ZM237 211V212H238ZM261 211H263V209L261 210ZM90 212V211H89ZM103 212V211H102ZM156 212V211H155ZM167 212H169V211H167ZM172 212H174V211H172ZM206 212V211H205ZM213 212H215V211H213ZM216 212H217V210H216ZM243 212V211H242ZM51 213V212H50ZM70 213V212H69ZM78 213V212H77ZM100 214H101V212H99ZM145 213H146V211H145ZM163 213V212H162ZM165 213H166V210H165ZM170 213V212H169ZM176 214H178L177 212H175ZM222 213H224V212H222ZM244 213H245V211H244ZM66 214V213H65ZM76 214V213H75ZM79 214V213H78ZM200 214V213H199ZM203 214V213H202ZM210 214V213H209ZM213 214V213H212ZM214 214H216V213H214ZM213 214V215H214ZM227 214V213H226ZM238 214V213H237ZM241 214V213H240ZM243 214V213H242ZM83 215V214H82ZM104 215V214H103ZM171 215H175V214H173V213H171ZM181 215L182 214H180V215H177L178 217L180 216L181 217ZM184 216H185V214H183ZM218 215H221V214H218ZM223 215V214H222ZM246 215V214H245ZM77 216V215H76ZM151 216V215H150ZM183 216V217H184ZM211 216V215H210ZM67 217H69V216H67ZM66 217V218H67ZM83 217H85V216H83ZM95 217V216H94ZM129 217V216H128ZM177 217V218H178ZM179 217V218H180ZM183 217H181V218H183ZM186 217V216H185ZM207 217V216H206ZM216 217V216H215ZM74 218H75V216H74ZM107 218V217H106ZM149 218V217H148ZM160 218V217H159ZM163 218V217H162ZM170 218H173V217H171L170 216ZM169 218V219H170ZM190 218V217H189ZM194 218V217H193ZM209 218V217H208ZM212 218H214V217H212ZM211 218V219H212ZM217 218V217H216ZM215 218V219H216ZM225 218V217H224ZM69 219V218H68ZM75 219H77V218H75ZM81 219V218H80ZM95 219V218H94ZM96 219H98V218H96ZM103 219V218H102ZM174 219V218H173ZM188 219V218H187ZM191 219H192V217H191ZM190 219V220H191ZM196 219H198V218H196ZM200 219V218H199ZM202 219V218H201ZM210 219V220H211ZM218 219V218H217ZM223 219V218H222ZM241 219V218H240ZM242 219H243V217H242ZM70 220V219H69ZM74 220V219H73ZM78 220V219H77ZM85 220V219H84ZM90 220H91V218H90ZM178 220H180V219H177V222H178ZM204 220V219H203ZM210 220H209V222H210ZM220 220V219H219ZM228 220V219H227ZM99 221V220H98ZM97 221V222H98ZM174 221H176V220H174ZM192 221V220H191ZM208 221V220H207ZM206 221V222H207ZM213 221V220H212ZM222 221V220H221ZM223 221H225V220H223ZM233 222H232V225H233V223H234V221L235 220H232ZM64 222H65V220H64ZM67 222V221H66ZM68 222H70V221H68ZM71 222H72V220H71ZM75 222V221H74ZM173 222V221H172ZM176 222V223H177ZM181 222H183V220L181 219ZM186 222V221H185ZM195 222V221H194ZM199 222V221H198ZM214 222L216 223V221L214 220ZM220 222V221H219ZM227 222V226H228V221H226ZM170 223V222H169ZM168 223V224H169ZM175 223V224H176ZM179 223V222H178ZM189 223V222H188ZM191 223V222H190ZM202 223H204V222H202ZM202 223H201V225H202ZM212 223V222H211ZM230 223V222H229ZM241 223V227H242V222H240ZM55 224V223H54ZM72 224V223H71ZM70 224V225H71ZM118 224V223H117ZM158 224V223H157ZM175 224H173V225H175ZM181 224V223H180ZM198 224H200V223H198ZM205 224V223H204ZM217 224V223H216ZM225 224V223H224ZM239 224V223H238ZM24 226H26V224L24 223L23 224ZM73 225V224H72ZM159 225V224H158ZM181 225H183V224H181ZM185 225H188L189 226V224H185ZM184 225V226H185ZM192 225V224H191ZM196 224L194 223V226H195ZM200 225V226H201ZM208 225H209V223H208ZM212 225H213V223H212ZM220 225H222V224H220ZM226 225V224H225ZM234 225H237V224H234ZM233 225V226H234ZM30 226V225H29ZM76 226V225H75ZM168 226H170V225H168ZM197 226V225H196ZM211 226V225H210ZM210 226H207V228H211ZM223 226V225H222ZM229 226L231 227V225L229 224ZM228 226V227H229ZM240 226V225H239ZM44 227V226H43ZM94 227V226H93ZM171 227L173 228V226L171 225ZM170 227V228H171ZM175 227V226H174ZM177 227L179 228V227H181V226H177L176 225V229H177ZM190 227V226H189ZM192 227H193V225H192ZM202 227V226H201ZM220 228H221V226H219ZM225 227V226H224ZM241 227H239V228H241ZM58 228V227H57ZM78 228H79V226H78ZM81 228V227H80ZM156 228H158V227H156ZM169 228V229H170ZM196 229H197V234L199 235V236H201V233H198V227H195ZM200 228V227H199ZM206 228V227H205ZM215 228V227H214ZM214 228H212L211 230H214ZM115 229V228H114ZM153 229V228H152ZM180 229V228H179ZM187 229V228H186ZM200 229H202V228H200ZM216 229V228H215ZM224 229V228H223ZM233 228L231 227V230H232ZM235 229H237V227L235 228ZM234 229V230H235ZM22 230V229H21ZM101 230V229H100ZM189 230V229H188ZM210 230V229H209ZM210 230V232L212 233V231ZM218 230V229H217ZM240 230V229H239ZM238 230V231H239ZM171 231H174L175 232V228H174V230H172L171 229ZM171 231H169L170 233H171ZM180 231H182V229L181 230H179V232ZM184 231V230H183ZM183 231H182V233H183ZM202 231V230H201ZM205 231V230H204ZM214 231H216V230H214ZM224 231H227L226 229L224 230ZM233 231V230H232ZM238 231H236V232H238ZM65 232V231H64ZM68 232H70V230L68 231ZM82 232V231H81ZM93 232V231H92ZM98 232H99V230H98ZM97 232V230H96V233H98ZM157 232V231H156ZM168 231L166 232L167 234L169 233ZM193 232V231H192ZM195 232H196V230H195ZM200 232V231H199ZM206 232V231H205ZM205 232H204V234H205ZM210 232H209V234H210ZM219 232V231H218ZM234 232V231H233ZM235 232V233H236ZM55 233V232H54ZM100 233H103V231H101ZM99 233V234H100ZM153 233V232H152ZM162 233V232H161ZM164 233V232H163ZM164 234V236L165 235H167V234ZM184 233H186V232H184ZM189 233V232H188ZM230 233V232H229ZM52 234V233H51ZM61 234V233H60ZM78 233H76V235H77ZM145 234V233H144ZM155 234H158V233H154V235ZM171 234H173V233H171ZM176 234V233H175ZM187 234V233H186ZM185 234V235H186ZM190 234V233H189ZM194 234V233H193ZM216 234V233H215ZM220 234H221V232H220ZM223 234V233H222ZM234 234V233H233ZM232 234V235H233ZM174 235V234H173ZM179 235H180V233H179ZM179 235H177V236H179ZM188 235V234H187ZM187 235H186V237H187ZM195 235V237H196V233L194 234ZM197 235V239H198V236ZM212 235V234H211ZM231 235V236H232ZM53 236V235H52ZM61 236V235H60ZM84 236V235H83ZM100 236V235H99ZM162 236V235H161ZM171 235H168V237H170ZM176 236V235H175ZM174 236V237H175ZM181 237H183L182 236V234L180 235ZM202 236H203V234H202ZM209 236V235H208ZM213 236H214V234H213ZM219 236V235H218ZM227 236H228V234H227ZM14 237V236H13ZM70 237H73V236H71L70 235ZM75 237V236H74ZM77 237V236H76ZM81 238H79V242H84L85 243V241H87V240H85L84 238H82V236H80ZM86 237V236H85ZM91 237V236H90ZM92 237H93V235H92ZM172 238V239H175V238ZM180 237V238H181ZM206 238H207V236H205ZM6 238V237H5ZM7 238H8V236H7ZM7 238H6V240H7ZM52 238V240H53V237H51ZM62 238H64V237H62ZM69 238V237H68ZM98 238V237H97ZM100 238V237H99ZM117 238V237H116ZM159 237H157V240L156 241H158L159 239H158ZM162 238H163V236H162ZM167 238V237H166ZM166 238H165V240H166ZM184 238V237H183ZM192 238H193V236H192ZM191 238V239H192ZM204 238V237H203ZM219 238V237H218ZM217 238V239H218ZM2 238L0 237V240H1ZM9 239V238H8ZM86 239H88V238H86ZM150 239V238H149ZM156 239V238H155ZM172 239H170V240H172ZM201 239V238H200ZM210 239H211V236H210ZM216 239V238H215ZM17 239L15 238V241H16ZM73 240V239H72ZM90 240V239H89ZM92 240H94V239H92ZM99 240H101V239H99ZM153 240V239H152ZM164 240V241H165ZM176 240V239H175ZM186 240H189L188 238L186 239ZM186 240H184V241H186ZM202 240V239H201ZM203 240H205V239H203ZM5 241V240H4ZM11 241V240H10ZM9 241V242H10ZM70 241V240H69ZM115 241V240H114ZM151 241V240H150ZM192 241V240H191ZM225 241H227V240H225ZM1 242V241H0ZM7 242H8V240H7ZM7 242H5L6 244H7ZM71 242V241H70ZM91 242V241H90ZM100 242V241H99ZM152 242H154V240L152 241ZM151 242V243H152ZM162 242V241H161ZM167 242H169V241H167ZM166 242V243H167ZM178 242H179V240H178ZM183 242V241H182ZM190 242V241H189ZM194 241H192L191 243H193ZM222 242V241H221ZM2 243H4L3 241H2ZM4 243V244H5ZM25 243V242H24ZM69 242H67V244H68ZM88 243V242H87ZM165 242H164V244H166ZM227 243H228V241H227ZM66 244V243H65ZM66 244V245H67ZM71 244V243H70ZM86 244V243H85ZM116 244H117V242H116ZM150 244V243H149ZM154 244V243H153ZM163 244V243H162ZM161 244V245H162ZM225 244V243H224ZM224 244H222V245H224ZM72 245V244H71ZM76 245V244H75ZM148 245V244H147ZM160 245V244H159ZM167 245V244H166ZM169 245V244H168ZM176 245V243H174V245L173 246H175ZM177 245H179V243L177 244ZM184 244L182 243V246H183ZM208 245V244H207ZM206 245V246H207ZM227 245V244H226ZM225 245V246H226ZM56 246V245H55ZM88 246H90V245H88ZM154 246V245H153ZM156 246V245H155ZM171 246V245H170ZM181 246V247H182ZM186 246V245H185ZM189 246V245H188ZM192 246V245H191ZM190 246V248L189 249H192V247ZM205 246V245H204ZM204 246H201V248L202 247H204ZM205 246V247H206ZM209 246H210V244H209ZM213 246H214V243H213ZM216 246V245H215ZM228 246V245H227ZM22 247V246H21ZM151 247V246H150ZM149 247V248H150ZM168 247V246H167ZM178 247V246H177ZM176 247V249H179V248H177ZM180 247V248H181ZM217 247V246H216ZM222 247V246H221ZM152 248V247H151ZM162 248H163V246H162ZM164 248H166V247H164ZM188 248L186 247L185 248V250H188ZM207 248V247H206ZM223 248V247H222ZM224 248H227V247H224ZM21 249V248H20ZM57 249V248H56ZM59 249V248H58ZM57 249V250H58ZM142 249V248H141ZM146 249L147 250H149L148 249V247H146ZM173 249V248H172ZM208 249V248H207ZM207 249H206V251H207ZM215 249V248H214ZM218 249V248H217ZM23 250V249H22ZM74 250V249H73ZM153 250V249H152ZM184 250V251H185ZM209 250V249H208ZM219 250H220V247H219ZM67 251H69V250H67ZM131 251V250H130ZM144 251H145V248H144ZM154 251V250H153ZM159 251V250H158ZM158 251H155V252H158ZM163 251V250H162ZM169 250L167 249V251L165 252V250H164V252H165V254L168 252ZM171 251V250H170ZM181 251L184 253V251L182 250V248H181ZM192 251H193V249H192ZM200 251H201V249H200ZM205 251V250H204ZM215 251V250H214ZM221 251V250H220ZM18 252H20V251H18ZM27 252V251H26ZM110 252V251H109ZM143 252V251H142ZM172 252V251H171ZM176 252L178 253V251L176 250ZM175 252V253H176ZM181 252V253H182ZM194 252V251H193ZM208 252H210V251H208ZM218 252V251H217ZM226 252V251H225ZM55 253V252H54ZM58 255H60L61 256V254H60V251H58ZM139 253V252H138ZM141 253V252H140ZM139 253V254H140ZM145 253V252H144ZM151 253H152V251H151ZM162 253V252H161ZM174 253V254H175ZM176 253V254H177ZM37 254V253H36ZM35 254V255H36ZM136 254V253H135ZM156 254V253H155ZM171 254H173V252L171 253ZM198 254V253H197ZM204 254V253H203ZM219 254H222V252L221 253H219ZM53 255H55V254H53ZM57 255V256H58ZM78 255V254H77ZM81 255V254H80ZM141 255V254H140ZM181 255V254H180ZM186 255V254H185ZM223 255V254H222ZM114 256V255H113ZM137 256V255H136ZM157 256H159V255H157ZM191 256H192V258L191 259H193V260H191V261H193L192 263H194L195 261L196 262H198V263H202L203 261V264H207L208 262V258H204V259H200L197 255H196V253H192L191 254ZM205 256V255H204ZM208 256V255H207ZM216 256V254H214V257ZM220 256V255H219ZM28 257V256H27ZM63 257H65V256H63ZM82 257V256H81ZM88 257V256H87ZM129 257V256H128ZM138 258L139 257H141V256H137ZM168 257V256H167ZM171 257V256H170ZM175 257H178V254H177V256H175ZM2 259L0 260V264H9L11 261H9V262H7V260H5L6 258H8V260L10 259L9 258V256L8 257H6V258H4V257H1ZM108 258V257H107ZM132 258V257H131ZM134 258V257H133ZM137 258V259H138ZM150 258V257H149ZM152 258H154V257H152ZM152 258H150V259H152ZM164 258H166V257H164ZM173 258V257H172ZM186 258V257H185ZM188 258V257H187ZM26 259V258H25ZM57 259V261L60 259V257L59 258H56ZM64 259V258H63ZM89 259V258H88ZM136 259V260H137ZM149 259V260H150ZM156 260H160V257L157 259V258H155ZM162 259V258H161ZM169 259V258H168ZM171 259V258H170ZM211 259V258H210ZM217 259H219V258H217ZM216 259V260H217ZM11 260H13V258H11ZM21 260V259H20ZM45 260V259H44ZM75 260V259H74ZM132 260H134V259H132ZM175 260H177V259H175ZM181 260V259H180ZM212 260L214 261V259L212 258ZM212 260H211V264H212ZM220 260V259H219ZM62 261V260H61ZM69 261V260H68ZM78 261V260H77ZM90 261V260H89ZM88 261V262H89ZM91 261H93L92 259H91ZM145 261H148V259L147 260H145ZM154 261V260H153ZM164 261H166V260H164ZM163 261V262H164ZM221 261V260H220ZM54 262H56V261H54ZM85 262V261H84ZM87 262V263H88ZM155 262V261H154ZM162 262V261H161ZM169 262V261H168ZM174 261H172V263H173ZM184 262V261H183ZM190 262V261H189ZM215 262V261H214ZM213 262V263H214ZM217 262V261H216ZM59 263V262H58ZM58 263H55V264H58ZM63 263V262H62ZM78 263V262H77ZM102 263V262H101ZM112 263V262H111ZM129 263V262H128ZM132 263V262H131ZM136 263V262H135ZM157 263L159 264V262L157 261ZM175 263V262H174ZM173 263V264H174ZM182 263V262H181ZM191 263V262H190ZM34 264H35V261H34ZM88 264H90V263H88ZM93 264V263H92ZM100 264V263H99ZM138 264V263H137ZM153 264V263H152ZM155 264V263H154ZM166 264V263H165ZM215 264V263H214ZM221 264V263H220Z\"/></svg>", "mask_w": 264, "mask_h": 264}]
</instances>
